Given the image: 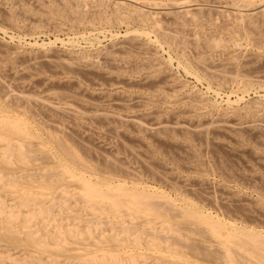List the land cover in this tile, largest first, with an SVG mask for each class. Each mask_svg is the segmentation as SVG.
<instances>
[{
  "label": "rangeland",
  "instance_id": "rangeland-1",
  "mask_svg": "<svg viewBox=\"0 0 264 264\" xmlns=\"http://www.w3.org/2000/svg\"><path fill=\"white\" fill-rule=\"evenodd\" d=\"M37 1L36 0H27V1L26 0H0V22H1L0 23V42L2 43V44L0 43V55H2V56L4 55V57H2V56L0 57V59L4 60V61H2V60L0 61V66H1L0 69L3 70V71L0 70V74H1L0 75V85H1V83H3V85H1L2 86V89H1V86H0V102H1L0 104L1 105L3 104V106L7 105L5 107L6 108L8 107L7 109L12 114H14L16 116H19L20 115L19 117H21L22 119H24L27 122V124L31 127L32 131L34 130L36 134H38L39 136H41V137H35V138L32 139L33 140L32 141V145L34 146V149L36 148V146L38 147V145H40V143H43L44 142V138L46 136L43 135V134H45L46 130H49V128H50V130H53V128H55V130L57 129V132L58 133H61V136L76 150V152L82 158V160L84 161V163L86 165H88V167H89V168H82V167L78 168V167H76V172L77 171L80 172V173H83V172L86 173L87 172L86 173L87 174L86 177H88L89 179H91L93 177L94 179L92 178L91 179L92 181L93 180L94 181H96V180L102 181L103 180V177H105L103 181H107L108 183H111L112 182V184H116L115 181L117 180V183L118 182L119 183L121 182L122 185H124L126 187H130V186L132 187L134 185H137L136 187H138V188H144L145 186H147L144 189H148V190H151V191H154L155 190L154 192L155 193L157 192L156 194H158V192H159V194H158L159 196H163V197H165L167 199H169L171 197V199H169V200L173 201V203L176 206L179 205L177 207L185 208V206H195V208L198 209L199 211H203L202 213H204L206 215H209V216H212L213 219L218 220V221L220 220L224 224L225 223L227 224V222H230L227 225H229V224L232 223L231 225H233L234 227H236L238 229L244 227L245 229L250 230V228H252L251 229L252 231H255V232L258 231L259 233L264 234V214H261L262 212L264 213V211H262L264 209V186H262V185H264V170H263L264 169L263 168L264 167V143H263L264 142V136H263L264 135V128H263V126H264L263 125L264 124V105H263L264 104V88H263L264 87V80H261V79H264V76H263L264 75L263 74L264 73V52H263L264 50L259 49V47H260L259 44L262 42V40L264 41V38H261L263 36L259 37V35H264V32L259 29L258 30L259 33H257V31L256 32H253L254 35H253V33H249V35L251 34V36H252V38L248 39L250 41H248L247 39H243L244 37H241L240 35H238L236 33L235 29L232 28L233 27L232 26L233 21L231 19L228 21L227 18H229L228 16H230V15H225V13H221L220 10H222V2L221 3L220 2H215L213 8H211L210 7L211 6V3L213 4L212 0H201V1L200 0H179V1L178 0H136L139 3L142 4V6H140L139 9H137V10L134 9V8H132V7H130V6H128V5H126V4L116 3L118 0H106V1L105 0H94V1L93 0H86V2L83 1L86 5L83 4L82 1L79 2L80 0H70V1L69 0H65V3H64V0H58V1L54 0L55 2H53V0H37ZM44 1H46V2H44ZM72 1H73V5H72ZM95 1H97V2H95ZM102 1L103 2L105 1L104 2V5H102L103 4ZM120 1H126V0H120ZM245 1H248V0H245ZM66 2H68V3H66ZM181 2H186L187 4H189L190 7H191L190 8L191 10L194 7H196L195 8V11L193 10L194 12L193 11H191V12L197 13L196 14L197 15V18H198L197 21H192V20L189 21V20H187L188 18H186V17H176L177 21L176 20H173V19L169 20V18L168 19L161 18V16H162V13L161 12L164 11L170 4H173V3L174 4H179ZM248 2L252 3L255 6L261 4V0H254V1L253 0L252 1L249 0ZM56 3H58V4H56ZM77 3H80L79 4L80 6ZM22 4H24V5H22ZM91 4L93 5V7L91 6ZM200 4H201V6H200ZM62 5H64V10L63 11H62V9L59 8V7L63 8ZM66 5H67V7H66ZM208 5L211 8V10H210V8L207 7ZM119 6H121V7H119ZM25 7H26V9H25ZM68 7H69V9H68ZM36 8H38V9H36ZM78 8H80V9H78ZM84 8H87V9H85V11H84ZM97 8H98V11H100V12H98V17H97V15H94V12L96 11ZM94 9H95V11H94ZM141 9H142V11H138V10H141ZM212 9H214V10H212ZM44 10H46V11H44ZM81 10H82V13H81ZM112 10H114V11H112ZM206 10H208V11H206ZM217 10H219V11H217ZM213 11H215L217 14L215 12H213ZM114 12H116V13H114ZM138 12H139V14H138ZM140 12H143V13L146 12L148 15L151 14V13H153V12L156 13L155 15H157L159 13L157 15V17L159 16L158 17V24H161L162 23L161 24V28H162V30L164 32H168V33L172 32L171 34L175 33V34L178 35V37H179V35H181L183 38L186 36L185 33H188L189 32L188 33V37L189 36H191V37L188 39V37L186 36L187 39H188V41H187V39L185 37L184 40H185L186 43L185 42H182V44H180L179 41H171L170 42L169 40H166L163 37L158 36L156 33H154L153 30H152V28L150 27L149 23L143 20V18H142L143 16L141 15ZM9 13H11V14H9ZM70 13H72V14H70ZM99 13L101 15H103V16H101ZM113 13L116 14V15H114ZM134 13L136 14V16H135ZM77 14H78V16H76ZM82 14H84V15H82ZM89 14H91V15H89ZM96 14H97V12H96ZM117 14L120 17L117 18ZM125 14H127V15H125ZM132 14H134L135 17ZM223 14H224L225 17L223 16ZM12 15H13V19L11 17ZM68 15H70V17H68ZM210 15H213V17L210 16ZM216 15L218 17L222 18V19L220 20L219 18H217ZM100 16L102 17L101 19H100ZM115 16H116V18H115ZM199 16H201V17L203 16V18H205V19L207 18V20H204L203 19L204 21H207V22L205 24H203L204 22H203L202 18H200ZM206 16H208V17H206ZM7 17H9V19L11 21ZM72 17H73V19H72ZM76 17H78V19ZM108 18H110V19H108ZM120 18L123 19V20L119 21ZM139 18L142 21H140ZM230 18H231V16H230ZM96 19H97V21H100L101 23L100 22H97ZM106 19L110 20V22L107 21ZM116 19H118V21ZM184 19H185V21H184ZM180 20H182V21H180ZM263 20H264V18H261V20H260V17H259V19L257 18V21H259L258 22L259 23V28H261V29H264V21ZM51 22H53V23H51ZM159 22H161V23H159ZM219 22H222V23L220 24ZM223 23L224 24L227 23V25H231V27L228 28L229 26H227L226 24L224 26ZM261 23H262L263 26L261 25ZM31 24L33 26H31ZM164 24H165V26H163ZM34 26H36V27H34ZM173 27H176L178 29L175 30V29H173ZM180 28H182V30ZM183 28L184 29H187V30H185V32H183L184 31ZM56 29H58V30H56ZM191 29H192V31H191ZM232 29L234 30L233 33L231 32V31H233ZM98 30L100 32H98ZM127 30H129V31L127 32ZM132 30L133 31L136 30V32H139L141 30L142 31H145V33L147 34V36L149 38H147L144 42L141 41V40H138V41H140V42H138V41L135 40V38H132V33H134V32H132ZM204 30H206V31H204ZM124 31L126 32V34H125ZM198 31L201 32V33H198ZM180 32H182V33L180 34ZM192 32H194V33H192ZM256 33L259 34V35L257 36ZM152 34H153V36H152ZM184 34H185V36H184ZM192 34H194V35H192ZM205 34H207V35L204 36ZM235 34H237V35L235 36ZM155 35H156V37H154ZM201 35H203V36L201 37ZM222 35H223V37H222ZM192 36H195V37L193 38ZM200 37H201V39H200ZM218 37L219 38H221V37L224 38L225 41L228 42V46L225 47V48H213V49H209V48H206L204 46V44L202 43L204 40L212 39V38H218ZM240 37H241V39H240ZM196 38H199L200 40L197 41ZM202 38L204 40H202ZM253 38L254 39H260L261 40V42L259 40H258L259 42L256 41V44L258 43L257 45L259 47L256 44H253V43H255L253 41L254 40ZM86 39H87V41H86ZM131 39H133V40H131ZM156 39H157V41H156ZM116 40H117V42H116ZM158 40H159V42H158ZM247 41L248 42H252V43H248ZM175 42H177V43H175ZM3 43H5V44H3ZM115 43H118V44L114 45ZM130 43H131V45H135V46H132L131 47ZM139 43H143V45L142 44H139ZM170 43H172V44H170ZM174 43L176 44V46H174ZM262 43H264V42H262ZM119 44H122L124 46H126V45L129 44L130 46L128 45V46L124 47L125 50L124 49L123 50L121 49L122 52L119 51V53H121V54H117L118 51L115 54L114 53L115 52V49L117 48V45H119ZM165 44L168 45V46H165ZM186 44H189V45H186ZM182 45H185L187 47L184 48ZM191 45H192V47H191ZM140 46L141 47H144V48L147 47V50H144ZM179 46H181L182 48L179 47ZM193 46H194V48H193ZM203 46H204V48H203ZM255 46H257V48ZM8 47H11V48H8ZM12 47H13V49H12ZM110 47L111 48L114 47L115 49L113 48V50H112ZM127 47L129 49L128 52H130L129 54L126 51V50H128ZM137 47H139L140 49L137 48ZM189 47H191V48H189ZM195 47H196V49H195ZM108 48H110V49H108ZM132 48H133V50L136 48L135 49L136 52L133 51V50H132L133 51L132 52L131 51ZM187 48H189V49H187ZM201 48H202V50H201ZM192 49H193V51L195 50V53L196 52L197 53L199 52L200 55L197 54V53L194 54L193 51L190 52V50H192ZM2 50H3V53H2ZM52 50H54V51H52ZM98 50H99V52H97ZM102 50L104 51L103 53H101ZM107 50H110V51H107ZM111 50H112L113 53L111 52ZM164 50H166V51H164ZM50 51H51V53H50ZM124 51L128 55L127 54H124L125 53ZM139 51H143V54H141L142 52L139 53ZM183 51H184V53H182ZM11 52H13V53L10 54ZM40 52H42V54L44 52H47L48 55L56 54V55H59L60 57L65 56L64 57L65 60H69V58H70L71 59V62H73V63H71V67H70L72 70H70V68H68L69 66H66V65L62 66V63H60L59 61H55V62H51V63L42 62L44 60L39 59L40 58ZM131 52H132V54H131ZM247 52H249V53L247 54ZM259 52H261V53H259ZM104 53H106V54H104ZM217 53H219V54H217ZM8 54H9V56H7ZM102 54H104V55H102ZM122 54H124V55H122ZM133 54H135V55H133ZM204 54H207V58H206V55H204ZM66 55L68 56L67 59H66V57H67ZM76 55L78 57H76ZM82 55H84V56H82ZM101 55L103 57L104 56H107V57H104L106 59H104ZM174 55L176 57H178V58H176ZM193 55H196L195 57L204 55V58H206V60L208 62L210 61L209 62L210 64L208 63L209 67H210V65H212L210 68L211 69H215L216 68L215 70H219V69H222L223 70V68L224 67L226 68V66H227V68H229V69L226 68V71L231 69L230 71L232 73L233 71H235V70H237V69H239V68L242 67L241 70L239 69L240 71L238 70L241 74H237V73H239L237 71H236L237 73L236 72H233V73H236V74H233L232 73L233 75H236V78H231L232 80L229 79V78H226V79H229L228 80L229 82L226 81V79L224 80V78L223 77H220V76H217L218 78L207 77L206 75L204 76L203 71H200L201 69L200 68H197L198 66L195 63V57ZM209 55H211V57ZM232 55L234 57H232ZM36 56H37V59H36ZM85 56L86 57L88 56L90 58H88V57L87 58H84ZM110 56H112V57H110ZM115 56H117V57H115ZM26 57H27L28 60L25 59ZM75 57H76V60H75ZM93 57L94 58L97 57L98 59L97 58L94 59ZM125 57H127L126 58V61H125ZM131 57H132V59H131ZM229 57H232V60H230L231 58L229 59ZM236 57L238 59H236ZM240 57H242V58H240ZM247 57L249 59L253 60V61L247 59ZM12 58H14V59H12ZM78 58L81 59L80 60L81 62L80 61H77ZM91 58H93L95 62ZM117 58H119L118 60H121L122 62L121 61H118ZM122 58H124V60ZM129 58L131 59V61H130ZM219 58H221V60ZM226 58H228V59H226ZM245 58L247 60H249L248 61L249 63L248 62H245L246 61ZM33 59H35V61ZM87 59H89L90 61L88 60V62H86ZM134 59H135V61H134ZM144 59L145 60L146 59H149V61L148 60L145 61ZM213 59H214V61H213ZM241 59H243V62H241ZM13 60L16 61L17 63L14 62ZM127 60H128V62L130 61L131 64L134 62L132 64L133 66L130 63H127L128 64L127 65L125 63V62H127ZM22 61L24 63L23 65L26 66V65H29L30 64V66H28V67L27 66L26 67L24 66L22 68V63H21ZM75 61H77V62H75ZM91 61H92V63L89 64V62H91ZM105 61L106 62L108 61V63H105ZM216 61L217 62L220 61V62L217 63ZM224 61L225 62L228 61L229 63L228 62L225 63ZM11 62L15 63L16 66L15 65H12L13 63H11ZM26 62H29V64L26 63ZM97 62L101 63L102 65H100ZM135 62L137 64H135ZM192 62H194V63H192ZM213 62H214V64H213ZM3 63L4 64L6 63V65L4 66ZM34 63H36V64H34ZM40 63L43 66H46L47 64H50V65L51 64H54V65H51V66L49 65V66H46V67L43 68V66H41ZM75 63H77V64H75ZM93 63H94V65H93ZM156 63H157V66H156ZM219 63H222V64L219 65ZM9 64L12 67L10 69H9V67H10ZM17 64H19L20 66H18ZM57 64H61V65L58 66ZM78 64H80L81 66L80 65L78 66ZM103 64H104V67H106V68L103 67ZM112 64H114V65L111 66ZM118 64L121 65L120 68L118 67ZM185 64H187V65H185ZM231 64H232V66L234 64L233 67H235L237 64H238V66L240 64L243 65V66H240V67L236 66L237 68L235 67V69H234L231 66ZM98 65H100V66H98ZM116 65H117V67H116ZM126 65L128 67H126ZM139 65H142L145 68H143L142 66H139ZM214 65H216V66L214 67ZM252 65H255V66H252ZM256 65H257V67H256ZM108 66H109V68L111 67V70L108 68ZM219 66H223V68H221V67L218 68ZM4 67H6V68H4ZM84 67L88 68L89 70H91L93 68V70L89 71L88 69H85ZM90 67H91V69H90ZM36 68L39 69V70H37ZM78 68H80V70ZM123 68H124V71H123ZM254 68H256V69H254ZM258 68H259V71L257 70ZM13 69L14 70H17V71H19V70L22 71V75H21V73L19 74V73L14 72ZM97 69H98L99 72L97 71ZM116 69H117V71H116ZM232 69H234V70H232ZM26 70H28V71L26 72ZM59 70H61V71H59ZM85 70H86V72H84ZM163 70H164V72H163ZM78 71H81L82 73L81 72L78 73ZM185 71H186V73H185ZM223 71H225V69ZM241 71H244V72H241ZM247 71H248V73H247ZM11 72L13 73V75H12ZM28 72H30V74H28ZM5 73H7V74L9 73L11 75L10 76L8 75L9 76L8 77V76H6L7 74H5ZM24 73H26V75H28V76H25ZM87 73H89V74H87ZM95 74H96V76H95ZM99 74H102V76L99 75ZM146 74H148V75H146ZM2 75H4L3 76L4 78L2 77ZM83 75H84V78H83ZM229 75H231V74H229ZM238 75H243V76L244 75H247V76H244L245 77L244 78V77L238 76ZM25 77H26V79H23ZM120 77L122 79H119ZM140 77H141V79H140ZM196 77H198V78H196ZM219 77H220L221 80L219 79ZM258 77L261 78V79H259ZM111 78H112V81H111ZM170 78H172V80ZM209 78L211 79V81H210ZM18 79H20V80H18ZM38 79H39V81H38ZM66 79H67V81H66ZM243 79L245 81L247 80V82L244 83ZM72 80H73V82L74 81L75 82L72 83ZM19 81H22V82H19ZM42 81H43V84L40 83ZM51 81H52V83H51ZM148 81L149 82L151 81L150 83L153 82L152 86L155 83V85L153 86L154 89L151 88L150 85L148 86L149 88L148 87L145 88V86L148 85L147 84ZM159 81H162V82H159ZM241 81H243V82H241ZM44 82H45V84H44ZM126 82H129V83H126ZM77 83H78V85H77ZM255 83H257V84H255ZM6 84L9 85V86H7ZM16 84H20V85L21 84L22 85L24 84V86H26V87L24 89V86L22 88V85H21V88H20L19 87L20 85H16ZM64 84H66V85L64 86ZM69 84H70V87H68ZM71 84L76 85V86L72 87ZM139 84H142L143 86L144 85L145 86L143 87V86H141ZM4 85H6V86H4ZM27 85H28V87H27ZM45 85L48 86V87H46ZM169 85H170V87H169ZM248 85H251V86H248ZM62 86H64V87L62 88ZM216 86H218V87H216ZM5 87L7 88L6 91L4 89ZM13 87H16V88H13ZM29 87H30V89H29ZM55 87L56 88H60L59 89L60 92ZM83 87H84V89H83ZM128 87H130V88H128ZM181 87H183V88H181ZM11 88L14 89L16 92L18 90L17 88H19V91L21 89V91H24L26 94L33 95V96L34 95H36V96H43L44 95L43 93H47L46 92V91H48L47 89L50 90V89L53 88L52 89V92H50L51 90L49 92L50 93H53V91H54V94H58L59 93L58 95L60 96L59 97L57 95L55 97L56 102H58V100L60 102V101H62L64 99L62 101V103L60 102L61 104H64L65 106H68L70 104L68 107L75 108V109L80 108V109H79V111L77 110V112H76L77 114H75L76 117L73 114H72L73 115L72 117H69V116H65L64 115V118L65 119L66 118H68V119L70 118L69 120L68 119L64 120V118L61 119V117H60V116L63 117V115L58 114L59 115L58 116L55 113L50 112L49 111L50 109H49V107H47V104L46 103H44V104L39 103L38 104V103H35L33 101H30V102H33V104L30 103L31 106L29 104H27V105H25V107H23L24 105H21L20 102H17V101H14L13 102L14 99L10 98L9 93L15 92V91L14 90H10V92H9V89H11ZM64 88H65V90H64ZM55 89H56V91H55ZM35 90L39 94H41V95H38L37 92L34 94ZM67 90H68L69 94L71 93L70 95H72V93H73L72 90L75 91L73 93L72 97L70 95L67 96V94H68L67 93ZM77 90L78 91H81V92H77V94H80L81 96L84 95V98L85 99H83V97H81L79 95H78L79 97L78 96H74V94L76 93ZM3 91L6 92V94L3 93ZM30 91H32L33 94ZM62 91H66V92L63 93ZM185 91L187 93H185ZM91 92H92L93 95L91 94ZM172 92H174V93H172ZM84 93H86V94H84ZM116 93H118V94H116ZM121 94H122V96H120ZM4 95H7V96H4ZM126 95H127L128 98H125ZM167 95H168V97H167ZM73 96H74V98H73ZM86 96H89V97H86ZM131 96H132V98H131ZM159 96H161V98H159ZM75 97H77V98H75ZM114 97L117 98V100ZM162 97H163V100H160V99H162ZM58 98H60V99H58ZM70 98L72 99V101L70 100ZM86 98L87 99L88 98H90V99L93 98V100H92L93 102H91V101L89 102L88 100H90V99L87 100ZM103 98H105L106 100H108V102L105 101V102H107V104H105L103 102L105 100ZM136 98H139V99H136ZM5 99H7V100H5ZM55 99L53 97V101ZM66 99H69L70 100L69 101L70 103ZM114 99H115V101L113 102ZM132 99H134V101H135L134 104L135 105L133 104V100ZM148 99L150 101H147ZM224 99H225V101H224ZM85 100H87V101H85ZM94 100H96V101H94ZM97 100L100 101L98 103H100L101 105H99L97 103ZM111 100H112V102H110ZM119 100H120V102H119ZM140 100H142V101H140ZM226 100H227V102H226ZM78 101H80V104H79ZM7 102H9V103H7ZM72 102H74V104ZM109 102L111 104L112 103L113 104L111 105ZM159 102H160V104H159ZM169 102H171V103H169ZM259 102H261V103H259ZM91 103H93V104H91ZM136 103H137V105H139L138 107L136 106ZM140 103H142L143 106L140 105ZM76 104H77V106H75ZM81 104L82 105H85V106H82ZM109 104L111 106H109ZM34 105H35V107H32ZM36 105H39V109H38L39 111L36 110V108L38 107V106L36 107ZM89 105H92V106L88 107ZM128 105H130V106H128ZM26 106H27V108H26ZM79 106H82L83 108H85V110H82V108L79 107ZM115 106H117V107H115ZM252 106H253V108H252ZM118 107H120V108H118ZM121 107L122 108L125 107V108L122 109ZM30 108H31V110L28 113V111H29ZM87 108H89V109H87ZM97 108H99L101 110V112L100 111H97L98 110ZM129 108H131V109H129ZM163 108L164 109L166 108V109L164 110ZM178 108H180V109H178ZM233 108H234V110H233ZM40 109L43 110V111H41V113H40ZM46 109H48V110H46ZM94 109H96V112H95ZM222 109H223V111H222ZM87 110H89L88 113H85ZM92 110H94V111H92ZM113 110H115V111L113 112ZM80 111H82V112H80ZM90 111H92L94 114L92 112H90ZM103 111H105V112H103ZM141 111H143V112H141ZM238 111H239V113L240 112L241 113L240 114L238 113V115H237V112ZM33 112H34V114H30V113H33ZM44 112H45V114H44ZM107 112H109V113L107 114ZM125 112H127V113H125ZM89 113H92L93 115L92 114L91 115L92 116H95V117H93L92 119L89 118V117H92V116L89 115ZM97 113H99V114L104 113V115H105V116H103L104 118H101V119H103V122H101L102 124L104 123L103 125L101 123H99L102 120H100V118L96 117ZM253 113H254V115H253ZM35 114L37 115V117H35V120H33ZM126 114H128V115H126ZM200 114H201L202 117L200 116ZM232 114H233V116H232ZM241 114H242V116H240ZM40 115H43V116H40ZM82 115L84 117H82ZM108 115L110 116V118H109ZM113 115H115V116H113ZM118 115H121V116H118ZM125 115L126 116H129V117L130 116H133L132 117L133 119L138 118L136 120H138L137 122H139V123L138 124H134L131 121H126L125 119L127 117H125ZM135 115H136V117L134 118ZM147 115H149V116H147ZM150 115H153V117H150ZM167 115H168L169 118L167 117ZM174 115H176L175 116L176 118H174ZM183 115L185 116L183 118H185L187 121L182 118ZM142 116H146V117H142ZM171 116H172V118L170 119ZM187 116H190V118L188 119ZM196 116H198V117H196ZM205 116H207L209 118H207ZM220 116H222V117H220ZM236 116H237V118H236ZM39 117L41 118V120H40ZM49 117L50 118L53 117V119H50L49 120ZM59 117H60V119H59ZM85 117H88V119H91V120H87V118H85ZM160 117H162V118L160 119ZM210 117H212V119H213L212 122L213 123H214V121H216V124L217 123L219 124V121H220L221 123L219 125L222 124V126L224 128H222L220 126V128L217 129L218 127L215 126L216 124L214 125L213 123H211V118ZM217 117H218V119H217ZM255 117H256V120L258 122L255 120ZM37 118H38V120H37L38 122L36 121ZM54 118L57 119V122L58 121H60V123L63 122L62 125L65 124L67 126H65V125H64L65 127L62 126V125L60 126V123L59 122L57 123L56 121H54V120H56ZM71 118H72V120H71ZM76 118L81 119V120H77L76 121ZM84 118L86 120H82ZM94 118H95V120H96L97 123L93 120ZM116 118H118V119L120 118V119L118 120ZM139 118H141V121L142 122H140ZM147 118L149 119V121H144L143 120V119L147 120ZM150 118H151V120H150ZM200 118H202V119L204 118V119L202 120ZM222 118L224 119L223 121H222ZM97 119H98V121H97ZM162 119H164V120H162ZM199 119L202 122L199 121ZM248 119H249V122H248ZM67 120L68 121H71L72 124L70 122L68 124ZM116 120L118 121V123H116L117 122ZM152 120H154V122H152ZM161 120H162V122L163 121L165 122V125L166 124L167 125L166 126L165 125L164 126H161V125L164 124V122L162 123ZM169 120H171L172 123ZM180 120L182 121V123L181 122H177L176 123V121H180ZM183 120H185L184 123H183ZM189 120L191 121V123H189ZM209 120H210V122H209ZM217 120H218V122H217ZM232 120H235V121L232 122ZM240 120H241V122H243V125H242L243 127L242 126H239V124L241 123ZM52 121L54 122V124H53ZM79 121H80V123H83V124H79L78 125ZM86 121H87V123H86ZM105 121H107V122H105ZM113 121H115V122L113 123ZM123 121L125 123H123ZM157 121L161 122L162 124L161 123H160L161 125L160 124L159 125L157 124L158 126H156V129L155 128L154 129H150L149 128L150 125L151 126L152 125H155L154 123H158ZM224 121H225V123H224ZM227 121L229 123H231V124L232 123L233 124L234 123L235 124L237 123L238 124L236 126L237 129L236 128L235 129L234 128L231 129L233 132L230 131V129H225L226 126L229 124ZM250 121H252V122L250 123ZM146 122H147V124H146ZM150 122H151V124H150ZM198 122H200L199 125H200V127L202 129L200 127H198L199 126V125H197ZM208 122H209V124L206 125V126H207V128L210 127L209 129H210V132L212 134L209 132V130H207L208 132L206 130H204V129H207V128L205 126H203V124H207ZM238 122H240V123H238ZM259 122H262V123H259ZM47 123H48V125H47ZM55 123H57V124H55ZM88 123H90V125ZM58 124H59V126H56ZM109 124H110V126H109ZM125 124H127V125H125ZM148 124H150V125H148ZM169 124H171V125L173 124V125L170 126ZM44 125H45V127L47 126L48 129L45 128V127H41V126H44ZM105 125L107 126V129L105 128ZM194 125L195 126L197 125V126L195 127ZM248 125H249V127H247ZM84 126H86V128H84ZM97 126H99V127H97ZM129 126H131V127H129ZM132 126H134V127L132 128ZM168 126L172 130L169 131V127ZM184 126H185V128H184ZM245 126L253 131L252 134L255 133V135L256 134L257 135L254 137V135H252L250 133L251 130L246 129ZM57 127L60 128V131L58 130ZM66 127L70 131L67 130ZM161 127L163 128V130L166 129L165 132H167V131L170 132V135H168L169 134L168 132H167V135H166V133L165 134L164 133L162 134V131L163 130L160 132V130L162 129ZM203 127H205V128H203ZM251 127H254V128H251ZM64 128L66 129V131H65ZM88 128H90V129L98 128V130L97 129L90 130ZM142 128H144V130H142ZM145 128H147V130ZM178 128H179V130H178ZM199 128L201 129V131H203V130L204 131L203 132L196 131ZM238 128L241 131H243L244 133L241 132ZM241 128H245V129L242 130ZM62 129H64V131ZM105 129H106V132H108V133L110 131L109 136L107 135L108 133H106L104 131ZM135 129H137V130H135ZM180 129H182V130H180ZM211 129L212 130L213 129L214 130L217 129V131L216 130L215 131L214 130L212 131ZM220 129H222L223 131L220 130ZM71 130H73V131H71ZM113 130H115V132H113ZM148 130H150V131H148ZM175 130H178V131H176L177 134H176ZM257 130H258V132H256ZM67 131H69V132H67ZM93 131H95L97 133H95ZM102 131H104L102 133L103 135L101 134ZM182 131H184V132H182ZM226 131H228V132L226 133ZM63 132H65L66 134L63 135ZM74 132H75V134L78 132L79 134L78 133L77 134L79 136L81 135L82 136L81 137L82 139H79L80 137H77L78 138L77 139L75 135H72L73 136L72 137L70 134H74ZM80 132H81V134H80ZM112 132H113V134L114 133L115 134L113 135ZM116 132H118V133H116ZM158 132L160 133V135H158L159 134ZM178 132H179V134H178ZM194 132L196 133V135H195ZM260 132H261V135H260ZM90 133L92 135H89ZM142 133H144V134L142 135ZM145 133L146 134L148 133V134L146 135ZM149 133H152V136ZM156 133H158V134H156ZM229 133H231V134H229ZM67 134L72 139H74V140H72ZM110 134L113 136V138H112V136ZM171 134H174V135L171 136ZM182 134H184L187 138L185 136H183ZM219 135H220V137H219ZM93 136L95 137L96 140L94 139ZM97 136H99V137H97ZM118 136H120V137H118ZM122 136H123V138H122ZM143 136H145V137H143ZM160 136H161V138H160ZM166 136H167V138H165ZM192 136L194 138H192ZM196 136L198 138H196ZM201 136H203V137H201ZM225 136H227V137H225ZM229 136H231L232 138H230ZM66 137H68V138H66ZM168 138H169V140H168ZM178 138H179V140H178ZM75 139H77L78 141L75 140ZM115 139H116V141H115ZM137 139L139 141L140 140L141 141L138 142ZM175 139L178 140V142L174 143L176 141ZM81 140L82 141L85 140V142L84 141L83 142H80ZM223 140L226 141V142H224ZM73 141H74V143H73ZM75 141H77V142H75ZM197 141H198V143H197ZM204 141H205V143H204ZM222 141L224 142V146H222L223 145V142ZM236 141L239 142V143L237 144ZM87 142L90 143V144H86ZM181 142H182V144H181ZM75 143H79V147ZM155 143L157 144V147H155L156 146ZM177 143L178 144L180 143L181 145L184 144L183 146H185V147H182L181 145L179 146ZM74 144L77 145V146H75ZM81 144H83V145L80 146ZM206 144L207 145L210 144L211 147L210 146H208V147L211 148V149L208 148L209 149L208 150L207 147H206L207 146ZM86 145H88V146H86ZM96 145H98L99 147L98 146L96 147ZM174 145H176V146H174ZM48 146H46V147H44V148H42L40 150H38V149L33 150L32 151V158H30V161L27 162V164H20V163H18L16 161H13L10 168L0 169V178H1L0 179V201H2V205L3 206H5L6 208L8 207V209L9 208L10 209H14L16 211L19 210V211H21V215H23L29 209V207H27V206L19 205V203L17 202V200L14 198V196L10 192L12 190L8 189V187L6 185H2V184L5 183V180H6L5 178L6 177H11L12 179L14 178L13 180H14V182L16 184V188L17 187L20 188V187H23V186L24 187H29L30 185H28V181H27V176L26 175L29 172L30 173H33L34 172L33 175H35V177L33 179L32 178L30 179V182H33L32 185L34 187V185H37L38 184V183H35V182L38 181L37 180V177H36L37 176L36 174H37V171L39 169H41V168L42 169L49 168V167H52L53 166V169L57 170V167H56L55 163H56V160L58 158L57 156H59V155L57 153V150L55 149L56 147H53V146H49L48 147ZM145 146H146V148H144ZM238 146H240V147L244 146V147H242L244 149L242 150V148H239ZM50 147L51 148L53 147V149H51ZM87 147L88 148H91L92 147L93 152H92V150L87 149ZM94 147H96V148L94 149ZM100 147H101V149L103 147V150H104L103 153H102L103 150L101 151L99 149ZM127 147H130V149L132 148L131 151H134V152H129L130 149H128ZM220 147H222V148H220ZM81 149H83V150H81ZM105 149L108 152L105 151ZM126 149H128V150H126ZM198 149H200V150L198 151ZM213 149H215L216 152ZM80 150L83 151L82 152L83 154L81 153ZM95 150H97L98 152L99 151H101V152H99L97 154V151H95ZM210 150L211 151L213 150V152H211ZM227 150H228V152H227ZM236 150L237 151L240 150L241 152L240 151L237 152ZM244 150H246V151H244ZM41 151H43V153L46 156V158L41 153L38 154V152H41ZM223 151H225L224 152L225 154L223 153ZM85 152H87V153L85 154ZM172 152H174V153L172 154ZM183 152L186 153V155ZM253 152H254V155H253ZM108 153H109V155H108ZM227 153H228V155H227ZM33 154L36 155V156H34ZM37 154H38V156H37ZM94 154H95V156H94ZM99 154L101 156H99V158H97ZM132 154H134V155H132ZM190 154H191V156H190ZM55 155H57V156H55ZM102 155H103V157H102ZM250 155L253 156V157H250ZM39 156H40V158H38ZM41 156L43 157L42 159H41ZM105 156H106L107 159L109 158L108 161L105 158ZM137 156H138L139 159L137 158ZM179 156H181V157H179ZM191 157L193 158V160H192ZM195 157L196 158L198 157V159H195ZM212 157H214V158H212ZM172 158H174V159H172ZM98 159H100L99 160L100 162L102 161L101 164H100L99 161H97ZM102 159H105L107 163L104 162L105 160H102ZM114 159L117 162H115ZM136 159H137V161H136ZM220 159L222 161H225V162H222ZM225 159L226 160H229L228 161L229 164L227 163V161ZM148 160H149V164H147L148 163ZM195 160L198 161V164L195 162ZM112 161H114V162H112ZM139 161H140V163H139ZM176 162H177V164H176ZM262 162H263V164H262ZM142 163H144V164H142ZM206 163H208V165ZM109 164H110V167L107 166ZM123 164H124V166H123ZM151 164L152 165H155V166H153L155 168H153ZM225 165H227V166H225ZM228 165H232V166L230 167ZM98 166H101V167L98 168ZM120 167L123 170L126 167L125 170H124V172L126 171L125 173H127V172L129 173V171H130L129 174H131L132 176L131 175H128V174L125 175V173L123 172L122 169H120ZM92 168H94L95 171ZM194 168H195V171L192 170ZM208 168H211V169H208ZM214 168H215V170H214ZM219 168L224 173H222ZM240 168H242V169H240ZM144 169H148L149 171L144 170ZM151 169H153V170H151ZM259 169H261V170H259ZM199 170L202 171V173H200ZM262 170H263V173H262ZM101 171H103V172H101ZM105 171L108 174H105L104 173ZM144 171H146V172H144ZM152 171L155 174H153ZM156 171H158V172H156ZM148 172H150V173H148ZM20 173L23 174V175H21ZM85 173H83V174H85ZM89 173L91 174L90 176H89ZM103 173L105 175H103ZM122 173H124V174H122ZM156 173L158 174L159 177L158 176L155 177ZM160 173H162V174H160ZM167 173L168 174L171 173L170 175H172V174L173 175L172 176H170V175L165 176V175H167ZM248 173H250V174H248ZM244 174H246V175H244ZM111 175H113V176H111ZM115 176H117V177H115ZM224 176H226L227 178L224 177ZM229 176H231V177H229ZM112 177H113V180H111ZM149 177H150V179H149ZM167 177H171V178H168L167 179ZM178 177L181 178V179H178ZM237 178H239V179H237ZM247 178H250L251 180L250 179H247ZM171 179H173V180H171ZM233 179H235V181ZM245 179H247V180H245ZM177 180L179 181L178 183H176ZM164 182H166L167 184H165ZM191 182L192 183L195 182L194 183L195 185L192 184ZM255 182L257 183L256 184L257 186L254 184ZM168 183H169V185H168ZM171 183H172V186H170ZM188 183H190V184H188ZM250 183L251 184L253 183V184L251 185ZM261 183H263V184H261ZM178 185L180 186V188L182 190L181 189L179 190V186ZM192 185L194 186V188L192 187ZM200 185H201L202 188L200 187ZM61 186H64L67 191L73 192V195L72 196L71 195L68 196V200L66 201L65 206H60L59 199L56 198V199L53 200L52 206L50 207V209L52 211L49 209L48 216H45V215H44V217L37 216L36 219H33V220L29 221V222H26L28 224H26L25 227L23 226L24 229H22L21 226H18L19 224L16 226L15 223H14V225L16 226V228L19 230V236H16L17 237V241H12V240H10V238L8 239L7 236H4L6 234V231H3V230L0 229V262H1V264H51V263H54V264H95V263L96 264H99L98 262H95L94 260H90L89 261V259H88L89 256H91V255L100 256L102 254H105L106 255L108 252H114V251L119 253V255L121 257L120 258L121 261H119V263L111 262L110 260H108V258L106 256L103 259V262H102L103 264L104 263L105 264H109V263H111V264H128L126 256H128L129 253L136 255V259H135L136 260V264H149V263L150 264H198V263L199 264H228L223 259V254H222V252L220 250V246L218 245V242H217L216 238L213 237L211 234H209L206 231L205 226L201 227V229L203 231L202 230H200L199 232L198 231H195V230L193 231V229H192L193 226H191L192 225L191 222H189V221H183V220L174 221L173 219H171V222L172 223L173 222H178L179 223L178 224V227L180 229L178 228V232H179V235H181V238L184 239L185 241H190L191 240L190 244L195 245V249H191V248H188L186 246H183V247L179 248L180 246H178V245L176 246L175 244H173L174 243L173 242V239L170 238L171 237V232H168L167 230L163 229L162 224L165 223V222L162 219H159V218H155L154 219V218H152V220H150L149 222H147V221L144 220V217L142 215H137V216H134L133 217V216H130L128 213H122L120 215V217H113L110 213L105 212V211H102L100 213H98L96 211H91V210H89L87 208H84L83 202H81L80 197L78 196V194L80 192V188H79L78 184H76L74 182H70V181L67 182V183H62V184L60 183V184L57 185V188L54 191H57V192L60 191ZM196 186H198V187H196ZM209 186H211V187H209ZM221 186H223V187H221ZM184 187H186V188H184ZM158 188H160V190ZM194 189H195V191H194ZM196 189H199V191L197 190V192H196ZM190 190H192V191H190ZM219 190L220 191L222 190V191L220 192ZM193 192L194 193L196 192L197 194L196 193L194 194ZM198 192H200V193H198ZM201 192H203V194ZM240 194H241V196H240ZM242 194H244V195H242ZM74 195H76L77 197L74 198ZM168 195H169V197H168ZM206 195H208V196H206ZM232 195H233V197H232ZM204 196L207 197V198L205 197L206 200L203 199ZM72 197L74 199H72ZM201 197H203V198H201ZM224 197H225V199H224ZM77 198H79V199H77ZM208 198H209V200L210 199L211 200L213 199V200L212 201H208ZM228 198H234L235 200H233V199H229L228 200ZM48 199H49L48 196H43V197L40 198V202H43L44 204H47V203H49V200ZM75 199H77V200H75ZM239 199L241 201H243V202H241ZM252 199H255V200H252ZM237 200L240 201L241 203H239ZM191 201H193V203ZM207 201H208V203H206ZM218 201H219V203H218ZM187 202H189V203H187ZM215 202H217V203H215ZM222 202H223V204H222ZM244 202H245L244 205H246V206L243 205L244 206L243 207L242 204ZM213 203H215V204H213ZM224 203H225V205H224ZM248 203L250 205H248ZM252 203H254L253 205H256V206H253ZM257 204H259L260 206L258 205L259 206L258 207ZM58 205H59V207H57ZM70 205H71V207H70ZM221 205H222V207H221ZM251 205H252V207H250ZM240 206L242 207V209L241 210L237 209V208H240ZM224 207H226V208H224ZM246 207H247V209H246ZM254 207H256V208H254ZM260 207L263 208V209H260ZM244 208H245V210H244ZM258 210L259 211H262V212L258 213L259 212ZM205 211H206V213H205ZM235 211H237V212H235ZM239 211H241V213ZM245 211H247V212H245ZM74 212H76V213H74ZM68 214H70V215L68 216ZM214 214H216V215H214ZM217 215H219V216H217ZM87 216H88L89 219L87 218ZM121 216H123V218ZM260 217H261V220L259 219ZM61 219H62V221H61ZM103 219L105 221H103ZM245 219H246V221H245ZM107 220H109V221L107 222ZM249 220H251V221L249 222ZM103 222H105L106 224H104ZM238 223H239V225H238ZM116 224H118V226ZM147 224H149V225H147ZM174 225H177V224H173V226ZM179 225H181L182 227L179 226ZM186 225H187L188 228H184L183 227V226L186 227ZM115 226H116V228H114ZM128 227H131L132 229H128ZM142 228L144 229V231H143ZM136 229H137V231H136ZM150 229L153 230L152 232L157 235L156 236V238L158 240L157 241V245L156 244L155 245H149V240H150V235L149 234L150 233L149 232H145V230L146 231L147 230L148 231H151ZM183 229H185V230H183ZM25 230L31 231V233L33 234V236L39 238L40 241H42L43 243H45V245L47 247L45 246V248H40L38 245L31 244L32 245L31 246V245L26 244L24 242L25 239H23V238H26V234H23V232H25ZM69 231H71V232H69ZM20 232H21V234H20ZM58 232H64V234H63L64 238H62L63 240L61 241L62 250H58L56 248L58 244H57V241L55 239V235H57ZM163 234L165 236H163ZM167 235L168 236L170 235V237H168ZM111 236H115L117 238V242H113V241L109 240L108 237H111ZM187 236H188V238H187ZM185 238H187L188 240L185 239ZM186 243H187V245H189L188 242H186ZM167 245H169L168 247H172V248H173V246L175 247V249H176V251L178 253V256L177 257L179 259L177 257H175V259H172L171 258L172 257L171 255H170L171 257L169 255L166 256L168 252L165 251V252H167V253H165L164 252V249H166ZM187 248H188V250H187ZM198 248H200L201 250H199ZM205 248H207V249H205ZM157 249H160L159 250L160 252ZM198 251H201V252H198ZM207 253L208 254H211V255H207ZM2 254H3L4 257L2 256ZM16 257H18V258H16ZM180 258H181V260H180ZM38 261H40L41 263H39ZM234 264H247V261L244 260V259H239V260H236V262H234ZM251 264H256V262L255 261H252Z\"/></svg>",
  "mask_w": 264,
  "mask_h": 264
},
{
  "label": "bare ground",
  "instance_id": "bare-ground-1",
  "mask_svg": "<svg viewBox=\"0 0 264 264\" xmlns=\"http://www.w3.org/2000/svg\"><path fill=\"white\" fill-rule=\"evenodd\" d=\"M27 1V0H26ZM37 1V0H36ZM56 1H58V0H56ZM70 1V0H69ZM68 1V2H69ZM86 2V0H80L79 2ZM94 1V0H93ZM106 1V0H105ZM104 1V2H105ZM179 1V0H178ZM201 1V0H200ZM249 1V0H248ZM248 1H245V0H212V2H213V4L211 3V8H213V6H214V3L215 2H222V10H220L221 11V13H225V15H230L231 16V18H230V16H228L229 18H227L228 19V21L231 19L232 21H233V23H232V28H234L235 29V31H236V33L238 34V35H240L241 37H244L243 39H250V38H252V36H251V34L249 35V33H253V32H256L257 31V33H259L258 32V30L260 29V30H262L263 32H264V29H261V28H259V21H257V18L259 19V17H260V20H261V18H264V0H261V4H259V5H257V6H255V5H253L252 3H250V2H248ZM252 1V0H251ZM254 1V0H253ZM25 2V1H24ZM38 2V1H37ZM44 2H46V1H44ZM43 2V3H44ZM53 2H55L54 0H53ZM60 2V1H59ZM68 2H66V3H68ZM83 2V4H85ZM95 2H97V1H95ZM103 2V1H102ZM104 2H103V4L102 5H104ZM147 2V1H146ZM203 2V1H202ZM201 2V3H202ZM49 3V2H48ZM64 3H65V0H64ZM92 3V2H91ZM94 3V2H93ZM108 3V2H107ZM113 3V2H112ZM116 3H122V4H126V5H128V6H130V7H132V8H134V9H139V7L140 6H142V4L141 3H139L138 1H136V0H126V1H120V0H118ZM50 4V3H49ZM56 4H58V3H56ZM70 4V3H69ZM75 4V3H74ZM78 5L80 4V3H77ZM100 4V3H99ZM111 4V3H110ZM22 5H24V4H22ZM65 5V4H64ZM64 5H62L63 6V8H61V7H59L60 9H62V11L64 10ZM72 5H73V1H72ZM86 5V4H85ZM89 5V4H88ZM162 5V4H161ZM216 5V4H215ZM34 6V5H33ZM61 6V5H60ZM69 6V5H68ZM80 6V5H79ZM84 6V5H83ZM91 6L93 7V5L91 4ZM98 6V5H97ZM117 6V5H116ZM164 6V5H163ZM200 6H201V4H200ZM199 6V7H200ZM53 7V6H52ZM66 7H67V5H66ZM72 7V6H71ZM88 7V6H87ZM91 7V8H92ZM119 7H121V6H119ZM208 8H210L209 7V5L207 6ZM34 8V7H33ZM39 8V7H38ZM38 8H36V9H38ZM74 8V7H73ZM96 8V7H95ZM191 7H190V5L189 4H187L186 2H181V3H179V4H170L164 11H162L161 13H162V16H161V18H165V19H168L169 18V20H171V19H173V20H176L177 21V19H176V17H186V18H188L187 20H189V21H197L198 20V18H197V13H193L194 11H195V8L196 7H194L192 10L190 9ZM202 8V7H201ZM207 8V9H208ZM211 8H210V10H211ZM218 8V7H217ZM25 9H26V7H25ZM47 9V8H46ZM67 9V8H66ZM68 9H69V7H68ZM78 9H80V8H78ZM85 9H87V8H84V11H85ZM117 9V8H116ZM162 9V8H161ZM200 9V8H199ZM206 9V8H205ZM59 10V9H58ZM90 10V9H89ZM101 10V9H100ZM126 10V9H125ZM153 10V9H152ZM163 10V9H162ZM194 10V11H193ZM202 10V9H201ZM212 10H214V9H212ZM44 11H46V10H44ZM48 11V10H47ZM51 11V10H50ZM79 11V10H78ZM88 11V10H87ZM94 11H95V9H94ZM106 11V10H105ZM112 11H114V10H112ZM138 11H142V9L141 10H138ZM191 11H193V12H191ZM206 11H208V10H206ZM216 11V10H215ZM215 11H213V12H215ZM217 11H219V10H217ZM12 12V11H11ZM42 12V11H41ZM40 12V13H41ZM96 12H97V14H96ZM98 12H100V11H98V8L96 9V11L94 12V15H97V17H98ZM131 12V11H130ZM156 12V11H155ZM201 12V11H200ZM44 13V12H43ZM55 13V12H54ZM81 13H82V10H81ZM114 13H116V12H114ZM113 13V14H114ZM141 13V15L143 16L142 18H143V20L144 21H146V22H148L149 23V25H150V27L152 28V30H153V32L154 33H156L158 36H161V37H163L164 39H166V40H169L170 42L171 41H179V43L180 44H182V42H185V40H184V38L187 36L188 37V33H185L186 34V36H185V34H184V38L181 36V35H179V37H178V35L177 34H175V33H173V34H171L172 32H170V33H168V32H164L163 30H162V28H161V22H159V23H161V24H158V17H157V15L159 14H157V15H155L156 13H151V14H147L146 12H140ZM206 13V12H205ZM204 13V14H205ZM216 13V12H215ZM219 13V12H218ZM9 14H11V13H9ZM53 14V13H52ZM57 14V13H56ZM63 14V13H62ZM70 14H72V13H70ZM80 14V13H79ZM100 14V13H99ZM109 14V13H108ZM135 14V13H134ZM134 14H132L133 16H134ZM138 14H139V12H138ZM217 14V13H216ZM220 14V13H219ZM23 15V14H22ZM27 15V14H26ZM82 15H84V14H82ZM89 15H91V14H89ZM101 15V14H100ZM105 15V14H104ZM114 15H116V14H114ZM125 15H127V14H125ZM199 15V14H198ZM206 15V14H205ZM5 16V15H4ZM28 16V15H27ZM31 16V15H30ZM58 16V15H57ZM66 16V15H65ZM74 16V15H73ZM76 16H78V14L76 15ZM81 16V15H80ZM86 16V15H85ZM93 16V15H92ZM101 16H103V15H101ZM100 16V19L102 18ZM111 16V15H110ZM132 16V17H133ZM135 16H136V14H135ZM134 16V17H135ZM204 16V15H203ZM203 16L201 17V16H199L200 18H202V20L204 19V20H207V18L205 19V18H203ZM210 16H212L213 17V15H210ZM217 16V15H216ZM223 16H224V14H223ZM12 17V19H13V15L11 16ZM33 17V16H32ZM68 17H70V15H68ZM75 17V16H74ZM106 17V16H105ZM113 17V16H112ZM118 17H120L118 14H117V18ZM125 17V16H124ZM138 17V16H137ZM206 17H208V16H206ZM225 17V16H224ZM227 17V16H226ZM8 19H9V17H7ZM15 18V17H14ZM30 18V17H29ZM61 18V17H60ZM77 19H78V17H76ZM89 18V17H88ZM96 18V17H95ZM115 18H116V16H115ZM130 18V17H129ZM175 18V19H174ZM185 18V19H186ZM217 18H219L220 20L222 19V18H220V17H218L217 16ZM16 19V18H15ZM14 19V20H15ZM39 19V18H38ZM72 19H73V17H72ZM71 19V20H72ZM108 19H110V18H108ZM108 19H106L107 21H109L110 22V20H108ZM132 19V18H131ZM130 19V20H131ZM180 19V18H179ZM185 19H184V21H185ZM10 20V19H9ZM24 20V19H23ZM81 20V19H80ZM114 20V19H113ZM112 20V21H113ZM117 21H118V19H116ZM121 20H123V19H121L120 18V20L119 21H121ZM139 20L140 21H142L140 18H139ZM164 20V19H163ZM203 20V24H205L207 21H204ZM212 20V19H211ZM11 21V20H10ZM30 21V20H29ZM37 21V20H36ZM46 21V20H45ZM73 21V20H72ZM79 21V20H78ZM96 21H97V19H96ZM115 21V20H114ZM175 21V22H176ZM180 21H182V20H180ZM188 21V22H189ZM264 21V20H263ZM262 21V22H263ZM39 22V21H38ZM92 22V21H91ZM97 22H100V21H97ZM105 22V21H104ZM103 22V23H104ZM136 22V21H135ZM134 22V23H135ZM173 22V21H172ZM201 22V21H200ZM209 22V21H208ZM214 22V21H213ZM216 22V21H215ZM1 23V22H0ZM10 23V22H9ZM8 23V24H9ZM35 23V22H34ZM33 23V24H34ZM48 23V22H47ZM51 23H53V22H51ZM80 23V22H79ZM101 23V22H100ZM99 23V24H100ZM147 23V24H148ZM199 23V22H198ZM220 24L222 23V22H219ZM12 24V23H11ZM38 24V23H37ZM56 24V23H55ZM105 24V23H104ZM208 24V23H207ZM224 24V23H223ZM226 25H227V23H225ZM225 24H224V26H225ZM28 25V24H27ZM98 25V24H97ZM102 25V24H101ZM121 25V24H120ZM167 25V24H166ZM171 25V24H170ZM173 25V24H172ZM177 25V24H176ZM193 25V24H192ZM195 25V24H194ZM261 25H262V23H261ZM31 26H33L32 24H31ZM30 26V27H31ZM40 26V25H39ZM44 26V25H43ZM126 26V25H125ZM163 26H165V24L163 25ZM190 26V25H189ZM221 26V25H220ZM227 26H229L228 28H230L231 27V25H227ZM226 26V27H227ZM263 26V25H262ZM29 27V26H28ZM34 27H36V26H34ZM98 27V26H97ZM168 27V26H167ZM166 27V28H167ZM183 27V26H182ZM225 27V28H226ZM32 28V27H31ZM105 28V27H104ZM138 28V27H137ZM141 28V27H140ZM187 28V27H186ZM197 28V27H196ZM195 28V29H196ZM223 28V27H222ZM60 29V28H59ZM109 29V28H108ZM173 29H178V28H176V27H173ZM181 30H182V28H180ZM211 29V28H210ZM32 30V29H31ZM56 30H58V29H56ZM126 30V29H125ZM148 30V29H147ZM167 30V29H166ZM165 30V31H166ZM169 30V29H168ZM171 30V29H170ZM183 32H185V30H187V29H184L183 28ZM226 30V29H225ZM233 30V29H232ZM49 31V30H48ZM129 30H127V32H128ZM131 31V30H130ZM189 31V30H188ZM191 31H192V29H191ZM197 31V30H196ZM204 31H206V30H204ZM231 31V30H230ZM248 31V32H247ZM92 32V31H91ZM98 32H100L99 30H98ZM125 32V31H124ZM132 32H134V33H132V38H135V40L136 41H138V40H141V41H145L147 38H149L148 36H147V34L145 33V31H139V32H136V30L135 31H133L132 30ZM174 32V31H173ZM195 32V31H194ZM194 32H192V33H194ZM214 32V31H213ZM232 33L234 32V30L233 31H231ZM178 33V32H177ZM182 32H180V34H181ZM196 33V32H195ZM198 33H201V32H199L198 31ZM209 33V32H208ZM220 33V32H219ZM256 33V34H257ZM262 33V32H261ZM125 34H126V32H125ZM150 34V33H149ZM179 34V33H178ZM237 34H235V36L237 35ZM111 35V34H110ZM114 35V34H113ZM192 35H194V34H192ZM199 35V34H198ZM207 34H205L204 36H206ZM212 35V34H211ZM253 35H254V33H253ZM259 34H257V36H258ZM68 36V35H67ZM86 36V35H85ZM115 36V35H114ZM127 36V35H126ZM130 36V35H129ZM152 36H153V34H152ZM203 35H201V37H202ZM213 36V35H212ZM261 36H263V37H261ZM82 37V36H81ZM96 37V36H95ZM102 37V36H101ZM111 37V36H110ZM128 37V36H127ZM154 37H156V35L154 36ZM187 37H186V39H187ZM191 36H189L188 37V39L190 38ZM193 38L195 37V36H192ZM198 37V36H197ZM201 37H200V39H201ZM222 37H223V35H222ZM221 37V38H222ZM238 37V36H237ZM241 37H240V39H241ZM259 37H261V38H264V35H259ZM76 38V37H75ZM94 38V37H93ZM145 38V39H144ZM153 38V37H152ZM192 38V39H193ZM208 38V37H207ZM211 38V37H210ZM212 38V39H207V40H204L203 38H202V40H204L202 43L204 44V46L206 47V48H209V49H213V48H225V47H227L228 46V42H226L225 41V39L224 38ZM226 38V37H225ZM10 39V38H9ZM99 39V38H98ZM97 39V40H98ZM127 39V38H126ZM188 39H187V41H188ZM199 38H196V40L197 41H199L200 40ZM224 39V40H223ZM254 39V38H253ZM56 40V39H55ZM70 40V39H69ZM95 40V39H94ZM118 40V39H117ZM117 40H116V42H117ZM124 40V39H123ZM122 40V41H123ZM131 40H133V39H131ZM134 40V41H135ZM162 40V39H161ZM229 40V39H228ZM227 40V41H228ZM252 40V39H251ZM260 41L261 42V40L260 39H254L253 41L255 42V43H253V44H256V41ZM86 41H87V39H86ZM121 41V42H122ZM151 41V40H150ZM156 41H157V39H156ZM164 41V40H163ZM193 41V40H192ZM191 41V42H192ZM195 41V40H194ZM248 41H250V40H248ZM247 41V42H248ZM258 41V42H259ZM28 42V41H27ZM41 42V41H40ZM73 42V41H72ZM71 42V43H72ZM120 42V41H119ZM138 42H140V41H138ZM158 42H159V40H158ZM190 42V43H191ZM246 42V41H245ZM262 42H264L263 40H262ZM260 43L259 44V49H262V50H264V43ZM1 43V42H0ZM175 43H177V42H175ZM174 43V46H176V44ZM186 43V42H185ZM188 43V42H187ZM195 43V42H194ZM197 43V42H196ZM248 43H252V42H248ZM2 44V43H1ZM3 44H5V43H3ZM12 44V43H11ZM116 44H118V43H115L114 45H116ZM126 44V43H125ZM139 44H142L143 45V43H139ZM169 44V43H168ZM170 44H172V43H170ZM184 44V43H183ZM244 44V43H243ZM9 45V44H8ZM76 45V44H75ZM113 45V44H112ZM129 45V44H128ZM128 45H126V46H128ZM130 45H131V43H130ZM129 45V46H130ZM146 45V44H145ZM186 45H189V44H186ZM201 45V44H200ZM236 45V44H235ZM2 46V45H1ZM7 46V45H6ZM126 46H124V45H122V44H119V45H117V50L115 49V54H116V52L118 51V53L117 54H121V53H119V51L120 52H122L121 51V49L123 50L124 49V47H126ZM132 46H135V45H131V47ZM165 46H168V45H166L165 44ZM184 48L185 47H187V46H185V45H182ZM204 46H203V48H204ZM237 46V45H236ZM241 46V45H240ZM257 46H255L256 48H257ZM45 47V46H44ZM141 47V46H140ZM151 47V46H150ZM179 47H181V46H179ZM191 47H192V45H191ZM191 47H189V48H191ZM202 47V46H201ZM8 48H11V47H8ZM16 48V47H15ZM50 48V47H49ZM97 48V47H96ZM111 48V47H110ZM110 48H108V49H110ZM113 48H111L112 50H113ZM137 48H139V47H137ZM141 48H143L144 50H147V47H141ZM149 48V47H148ZM152 48V47H151ZM182 48V47H181ZM189 48H187V49H189ZM193 48H194V46H193ZM12 49H13V47H12ZM127 49H128V47H127ZM136 49V48H135ZM135 49L133 50V48L131 49V51L133 50V51H135ZM140 49V48H139ZM172 49V48H171ZM195 49H196V47H195ZM65 50V49H64ZM104 50V49H103ZM102 50V52L101 53H103L104 51ZM112 50H111V52H112ZM125 50V49H124ZM142 50V49H141ZM152 50V49H151ZM150 50V51H151ZM161 50V49H160ZM201 50H202V48H201ZM200 50V51H201ZM261 50V51H262ZM52 51H54V50H52ZM73 51V50H72ZM71 51V52H72ZM107 51H110V50H107ZM127 52L129 51V49L128 50H126ZM132 51V52H133ZM149 51V52H150ZM164 51H166V50H164ZM182 51V50H181ZM185 51V50H184ZM184 51L182 52V53H184ZM191 51H193V49L192 50H190V52ZM224 51V50H223ZM222 51V52H223ZM248 51V50H247ZM38 52V51H37ZM70 52V51H69ZM96 52V51H95ZM94 52V53H95ZM97 52H99V50L97 51ZM110 52V53H111ZM125 52V51H124ZM132 52H131V54H132ZM136 52V51H135ZM140 52H142L141 54H143V51H139V53ZM155 52V51H154ZM177 52V51H176ZM186 52V51H185ZM189 52V53H190ZM207 52V51H206ZM232 52V51H231ZM235 52V51H234ZM250 52V51H249ZM249 52H247V54L249 53ZM264 52V51H263ZM2 53H3V50H2ZM13 52H11L10 54H12ZM45 53V54H44ZM43 54H42V52H40V58L39 59H41V60H44V61H42V62H48V63H51V62H55V61H59L60 63H62V66H64V65H66V66H69L68 68H70L71 67V63H73V62H71V59L69 58V60H65L64 59V57L65 56H63V57H60L59 55H56V54H52V55H48V53L47 52H44ZM50 53H51V51H50ZM49 53V54H50ZM60 53V52H59ZM58 53V54H59ZM83 53V52H82ZM86 53V52H85ZM107 53V52H106ZM106 53H104V54H106ZM113 53V52H112ZM111 53V54H112ZM130 52H128V54H129ZM138 53V52H137ZM147 53V52H146ZM153 53V52H152ZM167 53V52H166ZM180 53V52H179ZM193 53L194 54H196L195 53V50L193 51ZM204 53V52H203ZM211 53V52H210ZM220 53V52H219ZM219 53H217V54H219ZM230 53V52H229ZM256 53V52H255ZM254 53V54H255ZM259 53H261V52H259ZM18 54V53H17ZM36 54V53H35ZM42 54V55H41ZM47 54V55H46ZM64 54V53H63ZM67 54V53H66ZM104 54H102V55H104ZM124 54H127L126 52L124 53ZM124 54H122V55H124ZM127 54V55H128ZM158 54V53H157ZM169 54V53H168ZM186 54V53H185ZM191 54V53H190ZM197 54H199V52L197 53ZM202 54V53H201ZM215 54V53H214ZM21 55V54H20ZM25 55V54H24ZM81 55V54H80ZM99 55V54H98ZM101 55V56H102ZM110 55V54H109ZM133 55H135V54H133ZM150 55V54H149ZM181 55V54H180ZM192 55V54H191ZM190 55V56H191ZM200 55V54H199ZM204 55H206V58H207V54H204ZM204 55H202V56H197V57H195L196 55H193L194 57H195V63H196V65L198 66L197 68H200L201 70L200 71H203V73H204V76L206 75L207 77H214V78H218L217 76H220V77H223L224 78V80L226 79V78H229V79H231V78H236V75H233V74H236L237 72H239L240 70H241V68H239V69H237V70H235V71H233V72H236V73H231V69L230 70H227L226 71V68H227V66H226V68L224 67L223 68V66H219L218 68H223V70L225 69V71H223L222 69H219V70H215V69H211L210 67L212 66V65H210V67H209V65H208V63L210 62H208L207 60H206V58H204ZM235 55V54H234ZM2 55H0V57H1ZM6 56V55H5ZM7 56H9V54L7 55ZM26 56V55H25ZM67 56V55H66ZM82 56H84V55H82ZM113 56V55H112ZM112 56H110V57H112ZM158 56V55H157ZM170 56V55H169ZM175 56V55H174ZM210 57H211V55H209ZM2 57H4V55L2 56ZM15 57V56H14ZM39 57V56H38ZM76 57H78L77 55H76ZM76 57H75V60H76ZM81 57V56H80ZM79 57V58H80ZM88 57V56H87ZM86 56L84 57V58H87ZM92 57V56H91ZM103 57V56H102ZM104 57H107V56H104ZM103 57V58H104ZM115 57H117V56H115ZM159 57V56H158ZM176 57V56H175ZM192 57V56H191ZM232 57H234L233 55H232ZM232 57H229V59L230 60H232ZM253 57V56H252ZM9 58V57H8ZM68 58V56L66 57V59ZM78 58V60L77 61H80L81 59H79ZM88 58H90V57H88ZM94 58V57H93ZM93 58H91L93 61H94V59L95 58H97V57H95L94 59ZM101 58V57H100ZM126 58L127 57H125V61H126ZM138 58V57H137ZM136 58V59H137ZM149 58V57H148ZM176 58H178V57H176ZM189 58V57H188ZM225 58V57H224ZM240 58H242V57H240ZM254 58V57H253ZM262 58V57H261ZM4 59V58H3ZM7 59V58H6ZM12 59H14V58H12ZM26 60H28L27 59V57L25 58ZM36 59H37V56H36ZM38 59V60H39ZM73 59V58H72ZM98 59V58H97ZM104 59H106V58H104ZM110 59V58H109ZM108 59V60H109ZM119 58H117V60H118ZM123 60H124V58H122ZM130 59V58H129ZM131 59H132V57H131ZM131 59H130V61H131ZM140 59V58H139ZM161 59V58H160ZM166 59V58H165ZM173 59V58H172ZM193 59V58H192ZM220 60H221V58H219ZM226 59H228V58H226ZM236 59H238L237 57H236ZM246 59V58H245ZM247 59H249L248 57H247ZM246 59V61L245 62H248L249 60H251V59H249V60H247ZM2 59H0V61H1ZM16 60V59H15ZM30 60V59H29ZM32 60V59H31ZM34 61H35V59H33ZM88 60L89 59H87V61L86 62H88ZM112 60V59H111ZM110 60V61H111ZM145 60V59H144ZM146 60H148L149 61V59H146ZM145 60V61H146ZM210 60V59H209ZM225 60V59H224ZM229 60V61H230ZM2 61H4V60H2ZM14 61V60H13ZM21 61V60H20ZM19 61V62H20ZM37 61V60H36ZM77 61H75V62H77ZM90 61V60H89ZM98 61V60H97ZM100 61V60H99ZM102 61V60H101ZM109 61V62H110ZM113 61V60H112ZM111 61V62H112ZM118 61H121V60H118ZM130 61L128 62V60H127V62H125L126 64L127 63H130ZM134 61H135V59H134ZM138 61V60H137ZM213 61H214V59H213ZM223 61V60H222ZM240 61V60H239ZM251 61H253V60H251ZM8 62V61H7ZM6 62V63H7ZM14 62H16V61H14ZM31 62V61H30ZM39 62V61H38ZM81 62V61H80ZM84 62V61H83ZM95 62V61H94ZM110 62V63H111ZM116 62V61H115ZM122 62V61H121ZM133 62V61H132ZM157 62V61H156ZM177 62V61H176ZM184 62V61H183ZM189 62V61H188ZM217 62V61H216ZM218 62H220V61H218ZM217 62V63H218ZM225 62V61H224ZM228 62V61H227ZM227 62H225V63H227ZM233 62V61H232ZM235 62V61H234ZM241 62H243V59H241ZM6 63L4 64V66L6 65ZM11 63H13V62H11ZM17 63V62H16ZM22 63V68L25 66V65H23L24 63H23V61L21 62ZM26 63H28L29 64V62H26ZM33 63V62H32ZM90 63H92V61L91 62H89V64ZM97 63H99V62H97ZM103 63V62H102ZM105 63H108V61L106 62L105 61ZM109 63V64H110ZM117 63V62H116ZM124 63V64H125ZM134 63V62H133ZM132 63V64H133ZM186 63V62H185ZM192 63H194V62H192ZM224 63V64H225ZM229 63V62H228ZM249 63V62H248ZM260 63V62H259ZM34 64H36V63H34ZM33 64V65H34ZM38 64V63H37ZM44 64V63H43ZM75 64H77V63H75ZM87 64V63H86ZM88 64V65H89ZM100 65H102L101 63H99ZM131 64V63H130ZM129 64V65H130ZM131 64V65H132ZM135 64H137L136 62H135ZM168 64V63H167ZM210 64V63H209ZM212 64V63H211ZM213 64H214V62H213ZM220 64H222V63H219V65ZM253 64V63H252ZM12 65H15V63H13ZM18 66H20L19 64H17ZM32 65V66H33ZM40 65L41 66H43L41 63H40ZM45 65V64H44ZM50 64H47L46 66H49ZM51 65H54V64H51ZM50 65V66H51ZM58 66L59 65H61V64H57ZM80 64H78V66H79ZM93 65H94V63H93ZM100 65H98V66H100ZM107 65V64H106ZM114 64H112L111 66H113ZM128 65V64H127ZM126 65V67H128ZM150 65V64H149ZM154 65V64H153ZM185 65H187V64H185ZM9 66H10V64H9ZM8 66V67H9ZM16 66V65H15ZM17 66V67H18ZM27 67L28 66H30V64L29 65H26ZM25 66V67H26ZM37 66V65H36ZM39 66V65H38ZM46 66H43V68L44 67H46ZM65 66V67H66ZM81 66V65H80ZM110 66V65H109ZM109 66H108V68H109ZM124 66V65H123ZM133 66V65H132ZM139 66H142V65H139ZM155 66V65H154ZM156 66H157V63H156ZM180 66V65H179ZM216 65H214V67H215ZM231 66H232V64H231ZM233 66H234V64H233ZM232 66V67H233ZM236 66H238V64L236 65ZM235 66V67H236ZM240 66H243V65H239L238 67H240ZM252 66H255V65H252ZM259 66V65H258ZM261 66V65H260ZM7 67V66H6ZM6 67H4V68H6ZM55 67V66H54ZM83 67V66H82ZM102 67V66H101ZM103 67H104V64H103ZM116 67H117V65H116ZM115 67V68H116ZM118 67L120 68L121 67V65H119L118 64ZM130 67V66H129ZM143 67V66H142ZM176 67V66H175ZM181 67V66H180ZM229 67V66H228ZM235 67H233L234 69H235ZM248 67V66H247ZM250 67V66H249ZM256 67H257V65H256ZM0 68H1V66H0ZM10 68H12L11 66L9 67V69ZM16 68V67H15ZM31 68V67H30ZM34 68V67H33ZM41 68V67H40ZM58 68V67H57ZM56 68V69H57ZM67 68V67H66ZM67 68V69H68ZM75 68V67H74ZM73 68V69H74ZM85 69H88V68H86V67H84ZM104 68H106V67H104ZM141 68V67H140ZM143 68H145V67H143ZM148 68V67H147ZM153 68V67H152ZM184 68V67H183ZM237 68V67H236ZM251 68V67H250ZM253 68V67H252ZM25 69V68H24ZM28 69V68H27ZM37 69V68H36ZM51 69V68H50ZM65 69V68H64ZM79 70H80V68H78ZM82 69V68H81ZM90 69H91V67H90ZM96 69V68H95ZM110 70H111V67L109 68ZM128 69V68H127ZM227 69H229V68H227ZM234 69H232V70H234ZM244 69V68H243ZM254 69H256V68H254ZM1 70V69H0ZM6 70V69H5ZM14 70V69H13ZM19 70V69H18ZM22 70V69H21ZM33 70V69H32ZM37 70H39V69H37ZM42 70V69H41ZM40 70V71H41ZM45 70V69H44ZM43 70V71H44ZM70 70H72L71 68H70ZM89 70V69H88ZM91 70H93V68L91 69ZM91 70H89V71H91ZM183 70V69H182ZM239 70V71H238ZM249 70V69H248ZM251 70V69H250ZM258 71H259V68L257 69ZM1 71H3V70H1ZM25 71V70H24ZM28 70H26V72H27ZM42 71V72H43ZM56 71V70H55ZM59 71H61V70H59ZM67 71V70H66ZM74 71V70H73ZM82 71V70H81ZM81 71H78V73H80ZM95 71V70H94ZM97 71H98V69H97ZM104 71V70H103ZM116 71H117V69H116ZM119 71V70H118ZM123 71H124V68H123ZM157 71V70H156ZM245 71V70H244ZM244 71H241V72H244ZM14 72H16V73H21V75H22V71H17V70H14ZM35 72V71H34ZM69 72V71H68ZM84 72H86V70L84 71ZM99 72V71H98ZM127 72V71H126ZM163 72H164V70H163ZM246 72V71H245ZM12 73V72H11ZM64 73V72H63ZM77 73V74H78ZM82 73V72H81ZM112 73V72H111ZM134 73V72H133ZM157 73V72H156ZM159 73V72H158ZM185 73H186V71H185ZM231 74V75H229V74ZM247 73H248V71H247ZM5 74H7V73H5ZM28 74H30V72H28ZM32 74V73H31ZM87 74H89V73H87ZM86 74V75H87ZM113 74V73H112ZM166 74V73H165ZM171 74V73H170ZM196 74V73H195ZM237 74H241L240 72L239 73H237ZM244 74V73H243ZM257 74V73H256ZM264 74V73H263ZM1 75V74H0ZM10 76L11 74H7L6 76ZM12 75H13V73H12ZM17 75V74H16ZM15 75V76H16ZM24 75L25 76H28V75H26V73H24ZM79 75V74H78ZM85 75V74H84ZM84 75H83V78H84ZM99 75H101L102 76V74H99ZM98 75V76H99ZM146 75H148V74H146ZM145 75V76H146ZM173 75V74H172ZM171 75V76H172ZM186 75V74H185ZM193 75V74H192ZM191 75V76H192ZM233 75V76H232ZM260 75V74H259ZM4 75H2V77H3ZM8 76V77H9ZM19 76V75H18ZM17 76V77H18ZM90 76V75H89ZM95 76H96V74H95ZM105 76V75H104ZM112 76V75H111ZM116 76V75H115ZM143 76V75H142ZM154 76V75H153ZM152 76V77H153ZM238 76H242V77H244V76H247V75H238ZM237 76V77H238ZM256 76V75H255ZM264 76V75H263ZM21 77V76H20ZM23 77V76H22ZM81 77V76H80ZM100 77V76H99ZM118 77V76H117ZM116 77V78H117ZM175 77V76H174ZM220 77H219V79H220ZM260 77V76H259ZM258 77V78H259ZM262 77V76H261ZM4 78V77H3ZM7 78V77H6ZM127 78V77H126ZM134 78V77H133ZM139 78V77H138ZM154 78V77H153ZM152 78V79H153ZM159 78V77H158ZM196 78H198V77H196ZM245 78V77H244ZM249 78V77H248ZM252 78V77H251ZM256 78V77H255ZM263 78V77H262ZM13 79V78H12ZM16 79V78H15ZM21 79V78H20ZM20 79H18V80H20ZM23 79H26V77L25 78H23ZM34 79V78H33ZM46 79V78H45ZM51 79V78H50ZM65 79V78H64ZM119 79H122L121 77L119 78ZM140 79H141V77H140ZM165 79V78H164ZM163 79V80H164ZM171 80H172V78H170ZM174 79V78H173ZM210 79V78H209ZM218 79V80H219ZM229 79H226V81H228ZM239 79V78H238ZM259 79H261V78H259ZM2 80V79H1ZM32 80V79H31ZM36 80V79H35ZM89 80V79H88ZM91 80V79H90ZM102 80V79H101ZM131 80V79H130ZM150 80V79H149ZM177 80V79H176ZM196 80V79H195ZM204 80V79H203ZM202 80V81H203ZM221 80V79H220ZM223 80V79H222ZM223 80V81H224ZM232 80V79H231ZM258 80V79H257ZM261 80H264V79H261ZM4 81V80H3ZM38 81H39V79H38ZM41 81V80H40ZM57 81V80H56ZM66 81H67V79H66ZM85 81V80H84ZM111 81H112V78H111ZM124 81V80H123ZM143 81V80H142ZM156 81V80H155ZM154 81V82H155ZM166 81V80H165ZM169 81V80H168ZM174 81V80H173ZM210 81H211V79H210ZM238 81V80H237ZM243 81H244V83L245 82H247V80L245 81L244 79H243ZM243 81H241V82H243ZM250 81V80H249ZM260 81V80H259ZM15 82V81H14ZM19 82H22V81H19ZM75 82V81H74ZM73 82V80H72V83H74ZM88 82V81H87ZM114 82V81H113ZM141 82V81H140ZM145 82V81H144ZM147 82V81H146ZM151 82V81H150ZM149 81H148V85L147 86H145V88L146 87H148L149 85L151 86V88H153V86L155 85V83H154V85L152 86V84H153V82L152 83H150ZM159 82H162V81H159ZM180 82V81H179ZM182 82V81H181ZM218 82V81H217ZM225 82V81H224ZM229 82V81H228ZM6 83V82H5ZM16 83V82H15ZM14 83V84H15ZM18 83V82H17ZM24 83V82H23ZM27 83V82H26ZM41 84H43V81L42 82H40ZM48 83V82H47ZM50 83V82H49ZM51 83H52V81H51ZM55 83V82H54ZM126 83H129V82H126ZM137 83V82H136ZM150 83V84H149ZM206 83V82H205ZM8 84V83H7ZM6 84V85H7ZM13 84V85H14ZM25 84V83H24ZM24 84L22 85V88H23V86H24ZM44 84H45V82H44ZM93 84V83H92ZM144 84V83H143ZM177 84V83H176ZM231 84V83H230ZM234 84V83H233ZM255 84H257V83H255ZM1 85H3V83H1ZM0 85V86H1ZM6 85H4V86H6ZM11 85V84H10ZM16 85H20V84H16ZM21 85L19 86L20 88H21ZM61 85V84H60ZM59 85V86H60ZM66 84H64V86H65ZM77 85H78V83H77ZM97 85V84H96ZM109 85V84H108ZM134 85V84H133ZM139 85H141V86H143L142 84H139ZM165 85V84H164ZM167 85V84H166ZM180 85V84H179ZM209 85V84H208ZM213 85V84H212ZM7 86H9V85H7ZM31 86V85H30ZM39 86V85H38ZM37 86V87H38ZM46 86V85H45ZM58 86V87H59ZM64 86H62V88L64 87ZM71 86L72 87H74V86H76V85H73V84H71ZM132 86V85H131ZM143 86V87H144ZM168 86V85H167ZM215 86V85H214ZM244 86V85H243ZM246 86V85H245ZM248 86H251V85H248ZM18 87V86H17ZM25 87L26 86H24V89H25ZM27 87H28V85H27ZM46 87H48V86H46ZM68 87H70V84H69V86ZM67 87V88H68ZM169 87H170V85H169ZM178 87V86H177ZM207 87V86H206ZM216 87H218V86H216ZM13 88H16V87H13ZM56 88V87H55ZM61 88V89H62ZM66 88V89H67ZM128 88H130V87H128ZM149 88V87H148ZM147 88V89H148ZM181 88H183V87H181ZM180 88V89H181ZM260 88V87H259ZM264 88V87H263ZM1 89H2V86H1ZM5 89V91H6V87L4 88ZM3 89V90H4ZM18 90H17V92L14 90V89H9V92H10V90H14L15 92H11V93H9V96H10V98H12V99H14L13 100V102L14 101H17V102H20L21 103V105H24L23 107H25V105H27V104H29L30 106H31V104L30 103H32L33 104V102H35V103H41V104H44V103H46L47 104V107H49V111L50 112H53V113H55L56 115H58V114H61V115H63V117L62 116H60L61 117V119H63L64 118V115L65 116H69V117H72L73 115L75 116V114H77L76 112H77V110L79 111V109L80 108H78V109H75V108H70V107H68V106H65L64 104H61L62 103V101L64 100H62V101H60L59 102V100H58V102L60 103H58V102H56V99H55V97L59 94H54V91H53V93H50V92H52V89H47L48 91H46L47 93H43L44 95L43 96H36V95H29V94H26L24 91H21V89H20V91H19V88H17ZM29 89H30V87H29ZM28 89V90H29ZM35 89V88H34ZM33 89V90H34ZM39 89V88H38ZM46 89V88H45ZM44 89V90H45ZM56 89H60V88H56ZM56 89H55V91H56ZM74 89V88H73ZM83 89H84V87H83ZM146 89V90H147ZM154 89V88H153ZM160 89V88H159ZM169 89V88H168ZM173 89V88H172ZM177 89V88H176ZM261 89V88H260ZM27 90V89H26ZM43 90V91H44ZM57 90V91H58ZM64 90H65V88H64ZM69 90V89H68ZM68 90H67V96L68 95H70L69 94V92H68ZM79 90V89H78ZM76 91V95L74 94V96H81L80 94H77V92H81V91ZM88 90V89H87ZM149 90V89H148ZM151 90V89H150ZM19 91V92H18ZM39 91V90H38ZM50 91V92H49ZM70 91V90H69ZM168 91V90H167ZM214 91V90H213ZM30 92H32V91H30ZM37 91L35 90V92H34V94L36 93ZM49 92V93H48ZM59 92H60V90H59ZM63 93L64 92H66V91H62ZM72 92L74 93L75 91H73L72 90ZM88 92V91H87ZM183 92V91H182ZM3 93H5L6 94V92H4L3 91ZM2 93V94H3ZM38 93V92H37ZM73 93H72V95H73ZM83 93V92H82ZM81 93V94H82ZM97 93V92H96ZM130 93V92H129ZM139 93V92H138ZM172 93H174V92H172ZM184 93V92H183ZM185 93H187L186 91H185ZM229 93V92H228ZM8 94V93H7ZM32 94H33V92H32ZM84 94H86V93H84ZM91 94H92V92H91ZM101 94V93H100ZM116 94H118V93H116ZM134 94V93H133ZM150 94V93H149ZM231 94V93H230ZM259 94V93H258ZM38 95H41V94H39L38 93ZM65 95V94H64ZM72 95H70L71 97H72ZM93 95V94H92ZM91 95V96H92ZM95 95V94H94ZM99 95V94H98ZM105 95V94H104ZM124 95V94H123ZM137 95V94H136ZM165 95V94H164ZM163 95V96H164ZM182 95V94H181ZM201 95V94H200ZM241 95V94H240ZM4 96H7V95H4ZM59 96V95H58ZM74 96H73V98H74ZM78 96V97H79ZM96 96V95H95ZM111 96V95H110ZM120 96H122V94L120 95ZM129 96V95H128ZM135 96V95H134ZM133 96V97H134ZM144 96V95H143ZM178 96V95H177ZM188 96V95H187ZM3 97V96H2ZM53 97H54V101H53ZM60 97V96H59ZM64 97V96H63ZM81 97H83V99H85L84 98V95L83 96H81ZM86 97H89V96H86ZM124 97V96H123ZM138 97V96H137ZM167 97H168V95H167ZM237 97V96H236ZM6 98V97H5ZM8 98V97H7ZM75 98H77V97H75ZM91 98V97H90ZM90 98H88V99H90ZM95 98V97H94ZM115 98V97H114ZM122 98V97H121ZM125 98H128L127 97V95H126V97ZM131 98H132V96H131ZM130 98V99H131ZM140 98V97H139ZM139 98H136V99H139ZM148 98V97H147ZM154 98V97H153ZM156 98V97H155ZM159 98H161V96H159ZM175 98V97H174ZM182 98V97H181ZM191 98V97H190ZM197 98V97H196ZM58 99H60V98H58ZM82 99V100H83ZM87 99V98H86ZM87 99V100H88ZM103 99H105V98H103ZM116 100H117V98H115ZM115 99L113 100V102L115 101ZM135 99V100H136ZM141 99V98H140ZM143 99V98H142ZM146 99V98H145ZM150 99V98H149ZM147 100V101H150V100ZM183 99V98H182ZM187 99V98H186ZM192 99V98H191ZM228 99V98H227ZM5 100H7V99H5ZM66 100H68V102L71 100L72 101V99L70 98V100L69 99H66ZM80 100V99H79ZM87 100H85V101H87ZM93 100V98L92 99H90V100H88L89 102L91 101V102H93L92 101ZM99 100V99H98ZM97 100V103L98 102H100V101H98ZM124 100V99H123ZM122 100V101H123ZM133 100V104L135 103V101H134V99H132ZM160 100H163V97H162V99H160ZM177 100V99H176ZM181 100V99H180ZM179 100V101H180ZM185 100V99H184ZM206 100V99H205ZM257 100V99H256ZM259 100V99H258ZM30 101H33V102H30ZM94 101H96V100H94ZM103 101V100H102ZM105 101H107L108 102V100H104L103 102L105 103V104H107V102H105ZM121 101V102H122ZM129 101V100H128ZM140 101H142V100H140ZM155 101V100H154ZM175 101V100H174ZM178 101V100H177ZM192 101V100H191ZM224 101H225V99H224ZM231 101V100H230ZM237 101V100H236ZM12 102V103H13ZM66 102V101H65ZM64 102V103H65ZM79 102V104H80V101H78ZM84 102V101H83ZM102 102V103H103ZM110 102H112V100L110 101ZM109 102V103H110ZM119 102H120V100H119ZM157 102V101H156ZM195 102V101H194ZM198 102V101H197ZM202 102V101H201ZM208 102V101H207ZM226 102H227V100H226ZM229 102V101H228ZM248 102V101H247ZM250 102V101H249ZM1 103V102H0ZM7 103H9V102H7ZM70 103V102H69ZM73 104H74V102H72ZM103 103V104H104ZM145 103V102H144ZM148 103V102H147ZM169 103H171V102H169ZM175 103V102H174ZM203 103V102H202ZM235 103V102H234ZM259 103H261V102H259ZM11 104V103H10ZM17 104V103H16ZM66 104V103H65ZM78 104V105H79ZM85 104V103H84ZM91 104H93V103H91ZM99 105H101L100 103H98ZM104 104V105H105ZM111 104V103H110ZM109 104V106H111ZM122 104V103H121ZM130 104V103H129ZM132 104V103H131ZM139 104V103H138ZM159 104H160V102H159ZM162 104V103H161ZM197 104V103H196ZM240 104V103H239ZM252 104V103H251ZM19 105V104H18ZM82 105V104H81ZM86 105V104H85ZM85 105H82V106H85ZM123 105V104H122ZM125 105V104H124ZM135 105V104H134ZM140 105H142L143 106V104L142 103H140ZM261 105V104H260ZM264 105V104H263ZM5 106H7V105H5ZM5 106H3V104L1 105L0 104V169H3V168H10L11 167V165H12V162L13 161H16V162H18V163H20V164H27V162H29L30 161V158H32V151L33 150H35V149H38V150H40V149H42V148H44V147H46V146H53V147H56L55 149L57 150V153H58V155L59 156H57V155H55V156H57L56 158H57V160H56V163H55V165H56V167H57V170H55V169H53V166L52 167H49V168H44V169H39L38 171H37V180L38 181H36L35 183H38L37 185H34V187H33V185H32V183L33 182H30V179L32 178H34L35 177V175H33V173H30L29 171V173L26 175L27 176V181H28V185H30L29 187H20V188H16V184H15V182H14V178L12 179L11 177H6L5 179V183H3L2 185H6L7 187H8V189H10V190H12V191H10L11 193H12V195L14 196V198L17 200V202L19 203V205H22V206H27V207H29V209L23 214V215H21V211H19V210H14V209H8V207L6 208L5 206H3L2 205V201H0V229L1 230H3V231H6V234L4 235V236H7L8 237V239L10 238V240H12V241H17V237L16 236H19V230L16 228V226L18 225V226H21V228L22 229H24V227H25V225L26 224H28V223H26V222H29V221H31V220H33V219H36L37 218V216H42V217H44V215L45 216H48V212H49V209H50V207L52 206V203H53V200L54 199H59V204H60V206H65V204H66V201L68 200V196L69 195H73V192H69V191H67L66 190V188L64 187V186H61V188H60V191H54L56 188H57V185L58 184H62V183H67V182H74V183H76V184H78V186H79V188H80V192H79V194H78V196L80 197V200H81V202H83V206H84V208H87V209H89V210H91V211H96V212H98V213H100V212H102V211H105V212H108V213H110L113 217H120V215L122 214V213H128L130 216H137V215H142L143 217H144V220L145 221H147V222H149L150 220H152V218H159V219H162L165 223H163L162 224V227H163V229H165V230H167L168 232H171V237H170V235L168 236V237H170V238H172L173 239V244H175L176 246L178 245V246H180L179 248H181V247H183V246H186V247H188V248H191V249H195V245H192V244H190V242H191V240L190 241H185L184 239H182L181 238V235H179V232H178V222H171V219H173L174 221H179V220H183V221H189V222H191L192 223V225L191 226H193V231L195 230V231H200V230H202L201 229V227H203V226H205V228H206V231L209 233V234H211L213 237H215L216 238V240H217V242H218V245L220 246V250H221V252H222V254H223V259H224V261L226 262V263H228V264H234V262H236V260H239V259H244V260H246L247 261V264H251L252 263V261H255L256 262V264H264V234H261V233H259L258 231H252L251 229L252 228H250V230H248V229H245L243 226V228H240V229H238V228H236V227H234L233 225H231V224H229V225H227L228 223H230V222H227V224L225 223H223V222H221L220 220L218 221V220H215V219H213L212 218V216H209V215H206V214H204V213H202L203 211H199L198 209H196L195 208V206H185V208H182V207H177V206H179V205H175L174 203H173V201H171V200H169V199H171V197L169 198V199H167V198H165V197H163V196H159L158 194H159V192H158V194H156L154 191H151V190H148V189H144V188H146L147 186H145L144 188H138V187H136L137 185H134V186H130V187H126V186H124V185H122V183L120 184L119 182L117 183V180L115 181L116 182V184H112V182L111 183H108L107 181H103L104 180V178L105 177H103V180L102 181H100V180H96V181H92L91 179L93 178H91V179H89L88 177H86V173L85 172H83V173H85V174H83V173H80V172H76V167H78V168H80V167H82V168H89L88 167V165H86L85 163H84V161L82 160V158L79 156V154L76 152V150L61 136V133H58L57 132V129L55 130V128H53V130H50V128H49V130H46V132H45V134H43V135H45L46 137L44 138V142L43 143H40V145H38V147L36 146V148L34 149V146L32 145V139L33 138H35V137H41V136H39L38 134H36L35 133V131L33 130L32 131V129H31V127L27 124V122L24 120V119H22L21 117H19V116H16V115H14V114H12L11 112H9V110L5 107ZM16 106V105H15ZM38 106V107H37ZM75 106H77V104L75 105ZM82 106H79V107H81L82 108V110H85V108H83ZM90 106H92V105H89L88 107H90ZM120 106V105H119ZM128 106H130V105H128ZM136 106L138 107L139 105H137V103H136ZM186 106V105H185ZM246 106V105H245ZM19 107V106H18ZM22 107V108H23ZM32 107H35V105L34 106H32ZM36 110H38L39 109V105H36ZM43 107V106H42ZM87 107V106H86ZM100 107V106H99ZM115 107H117V106H115ZM135 107V106H134ZM158 107V106H157ZM182 107V106H181ZM14 108V107H13ZM16 108V107H15ZM26 108H27V106H26ZM45 108V107H44ZM92 108V107H91ZM118 108H120V107H118ZM122 108V107H121ZM123 108H125V107H123ZM122 108V109H123ZM127 108V107H126ZM246 108V107H245ZM252 108H253V106H252ZM25 109V108H24ZM87 109H89V108H87ZM93 109V108H92ZM98 110L97 111H100L101 112V110L99 109V108H97ZM129 109H131V108H129ZM154 109V108H153ZM159 109V108H158ZM164 109V108H163ZM166 109V108H165ZM164 109V110H165ZM178 109H180V108H178ZM191 109V108H190ZM23 110V109H22ZM28 110V109H27ZM30 110H31V108L29 109V111H28V113L30 112ZM46 110H48V109H46ZM95 110V112H96V109H94ZM94 110H92V111H94ZM194 110V109H193ZM192 110V111H193ZM233 110H234V108H233ZM24 111V110H23ZM39 111V110H38ZM41 111H43L42 109H40V113H41ZM88 111L89 110H87L85 113H88ZM92 111H90V112H92ZM110 111V110H109ZM112 111V110H111ZM115 110H113V112H114ZM162 111V110H161ZM188 111V110H187ZM222 111H223V109H222ZM247 111V110H246ZM259 111V110H258ZM46 112V111H45ZM45 112H44V114H45ZM80 112H82V111H80ZM103 112H105V111H103ZM141 112H143V111H141ZM146 112V111H145ZM169 112V111H168ZM189 112V111H188ZM263 112V111H262ZM36 113V112H35ZM84 113V112H83ZM93 113V112H92ZM92 113H89V115L90 116H92L93 114ZM109 112H107V114H108ZM125 113H127V112H125ZM150 113V112H149ZM170 113V112H169ZM168 113V114H169ZM238 113H239V111L237 112V115H238ZM241 113V112H240ZM239 113V114H240ZM247 113V112H246ZM252 113V112H251ZM258 113V112H257ZM30 114H34V112L33 113H30ZM37 114V113H36ZM34 115V118H33V120H35V117H37V115ZM39 114V113H38ZM51 114V113H50ZM73 114V115H72ZM92 114V115H91ZM103 114V115H102ZM119 114V113H118ZM47 115V114H46ZM81 115V114H80ZM88 115V114H87ZM126 115H128V114H126ZM125 115V117H127L125 120L126 121H131V122H133L134 124H138L139 122H137L138 120H136V119H138V118H136V119H133L132 117L133 116H126ZM141 115V114H140ZM143 115V114H142ZM180 115V114H179ZM205 115V114H204ZM252 115V114H251ZM253 115H254V113H253ZM40 116H43V115H40ZM45 116V115H44ZM50 116V115H49ZM59 116V115H58ZM103 116H105L104 115V113H101V114H99V113H97V115H96V117H98V118H100V120H102V121H100L99 123H101V122H103V119H101V118H104ZM109 116V115H108ZM113 116H115V115H113ZM112 116V117H113ZM118 116H121V115H118ZM124 116V115H123ZM122 116V117H123ZM147 116H149V115H147ZM157 116V115H156ZM163 116V115H162ZM176 115H174V118H176L175 117ZM191 116V115H190ZM190 116H187L188 117V119L190 118ZM200 116H201V114H200ZM224 116V115H223ZM231 116V115H230ZM229 116V117H230ZM232 116H233V114H232ZM235 116V115H234ZM240 116H242V114L240 115ZM33 117V116H32ZM60 117H59V119H60ZM76 117V116H75ZM82 117H84L83 115H82ZM93 117H95V116H92V117H89V118H93ZM121 117V118H122ZM124 117V118H125ZM129 117V118H128ZM136 117V115L134 116V118ZM140 117V116H139ZM142 117H146V116H142ZM141 117V118H142ZM150 117H153V115H150ZM164 117V116H163ZM167 117H168V115H167ZM183 117H185L184 115L182 116V118ZM196 117H198V116H196ZM195 117V118H196ZM202 117V116H201ZM204 117V116H203ZM205 117H207V116H205ZM220 117H222V116H220ZM219 117V118H220ZM251 117V116H250ZM40 118V117H39ZM45 118V117H44ZM85 118H87V120H91V119H88V117H85ZM82 119V120H86V119ZM109 118H110V116H109ZM108 118V119H109ZM123 118V119H124ZM141 118H139V120H140V122H142L141 121ZM162 117H160V119H161ZM165 118V117H164ZM169 118V117H168ZM172 118V116L170 117V119ZM173 118V119H174ZM207 118H209V117H207ZM211 118V123H213L212 121H213V119H212V117H210ZM214 118V117H213ZM234 118V117H233ZM236 118H237V116H236ZM258 118V117H257ZM50 119H53V117H49V120ZM54 119H56V118H54ZM66 119H68V118H66ZM65 118H64V120H66ZM70 119V118H69ZM68 119V120H69ZM115 119V118H114ZM116 119H118V118H116ZM120 119V118H119ZM118 119V120H119ZM183 119H185V118H183ZM200 119H202V118H200ZM199 119V121H201ZM204 119V118H203ZM202 119V120H203ZM215 119V118H214ZM217 119H218V117H217ZM235 119V118H234ZM38 120V118L36 119V121ZM40 120H41V118H40ZM67 120V122H68V124H69V122L72 124V122L71 121H68ZM71 120H72V118H71ZM75 120V119H74ZM77 120H81V119H78V118H76V121ZM95 122H96V120H95V118L93 119ZM92 120V121H93ZM105 120V119H104ZM112 120V119H111ZM144 121H149V119L147 118V120H145V119H143ZM150 120H151V118H150ZM162 120H164V119H162ZM162 120H161V122H162ZM167 120V119H166ZM178 120V119H177ZM186 120V119H185ZM185 120H183V123L185 122ZM194 120V119H193ZM207 120V119H206ZM221 120V119H220ZM224 119L222 118V121H223ZM236 120V119H235ZM235 120H232V122L233 121H235ZM246 120V119H245ZM254 120V119H253ZM255 120H256V117H255ZM260 120V119H259ZM54 121H56L57 122V119L56 120H54ZM63 121V120H62ZM97 121H98V119H97ZM117 121V120H116ZM160 121V120H159ZM159 121H157L158 123H154L155 125H150L151 124V122H150V124H148V125H150V129H156V126H158L161 122H159ZM169 121H171V120H169ZM174 121V120H173ZM187 121V120H186ZM208 121V120H207ZM243 121V120H242ZM247 121V120H246ZM257 121V120H256ZM255 121V122H256ZM262 121V120H261ZM38 122V121H37ZM42 122V121H41ZM44 122V121H43ZM53 122V121H52ZM59 123H60V121H58ZM57 122V123H58ZM82 122V121H81ZM105 122H107V121H105ZM115 121H113V123H114ZM152 122H154V120H152ZM164 122V121H163ZM162 122V123H163ZM177 122H181L182 123V121L180 120V121H176V123ZM197 122V121H196ZM202 122V121H201ZM209 122H210V120H209ZM209 122L207 123V124H203V126H205L206 128H207V126L206 125H208L209 124ZM217 122H218V120H217ZM228 122V121H227ZM226 122V123H227ZM240 122H241V120H240ZM240 122H238V123H240ZM248 122H249V119H248ZM252 121H250V123H251ZM258 122V121H257ZM57 123H55V124H57ZM63 123V122H62ZM62 123H60V126L62 125ZM76 123V122H75ZM86 123H87V121H86ZM97 123V122H96ZM116 123H118V121L116 122ZM123 123H125L124 121H123ZM161 123V124H162ZM171 123H172V121H171ZM174 123V122H173ZM175 123V124H176ZM189 123H191V121L189 120ZM199 123L200 122H198V124L197 125H199ZM221 122L219 121V124H220ZM224 123H225V121H224ZM229 123V122H228ZM242 123V124H241ZM240 124H239V126H242L243 125V122H241ZM247 123V122H246ZM245 123V124H246ZM259 123H262V122H259ZM30 124V123H29ZM44 124V123H43ZM42 124V125H43ZM53 124H54V122H53ZM79 124H83V123H80V121H79V123H78V125ZM89 125H90V123H88ZM102 124V123H101ZM104 124V123H103ZM102 124V125H103ZM145 124V123H144ZM143 124V125H144ZM146 124H147V122H146ZM158 124V125H157ZM160 124V125H161ZM187 124V123H186ZM214 125L216 124V121H214V123H213ZM218 123L215 125V126H217L218 128L217 129H219L220 128V126L222 127V128H224L223 126H222V124L221 125H219ZM235 124V123H234ZM233 123L231 124V123H229L227 126H226V128L225 129H230V131H232L231 129H237V123L234 125ZM47 125H48V123H47ZM65 124H63L62 126H64ZM77 125V124H76ZM75 125V126H76ZM86 125V124H85ZM92 125V124H91ZM124 125V124H123ZM125 125H127V124H125ZM165 125V122H164V124L163 125H161V126H164ZM167 125V124H166ZM165 125V126H166ZM170 126H172L171 124H169ZM177 125V124H176ZM181 125V124H180ZM196 125V126H197ZM211 125V124H210ZM254 125V124H253ZM256 125V124H255ZM258 125V124H257ZM262 125V124H261ZM264 125V124H263ZM50 126V125H49ZM56 126H59V124L58 125H56ZM65 126H67V125H65ZM64 126V127H65ZM87 126V125H86ZM86 126H84V128H86ZM95 126V125H94ZM93 126V127H94ZM109 126H110V124H109ZM186 126V125H185ZM185 126H184V128H185ZM189 126V125H188ZM195 126V125H194ZM195 126V127H196ZM251 126V125H250ZM260 126V125H259ZM41 127H45V125L44 126H41ZM54 127V126H53ZM70 127V126H69ZM83 127V126H82ZM96 127V126H95ZM97 127H99V126H97ZM101 127V126H100ZM129 127H131V126H129ZM134 126H132V128H133ZM169 127V126H168ZM198 127H200V125L198 126ZM197 127V128H198ZM205 127H203V128H205ZM209 127V126H208ZM243 127V126H242ZM246 127V126H245ZM247 127H249V125L247 126ZM246 127V129H249V128H247ZM45 128H47V126L45 127ZM44 128V129H45ZM58 128V127H57ZM67 128V127H66ZM73 128V127H72ZM71 128V129H72ZM91 128V127H90ZM90 128H88V129H90ZM105 128L107 129V126L105 125ZM136 128V127H135ZM162 128V127H161ZM190 128V127H189ZM192 128V127H191ZM201 128V127H200ZM197 129L196 131H201V129ZM210 128V127H209ZM209 128H207V129H204V130H209V132H210V129ZM251 128H254V127H251ZM263 128H264V126H263ZM43 129V128H42ZM48 129V128H47ZM65 129V128H64ZM64 129H62L63 131H64ZM93 129H97L98 130V128H93ZM93 129H90V130H93ZM106 129L104 130L105 132H106ZM114 129V128H113ZM146 130H147V128H145ZM159 129V128H158ZM168 129V128H167ZM195 129V128H194ZM217 129H215L216 131H217ZM239 129V128H238ZM242 130L243 129H245V128H241ZM257 129V128H256ZM58 130L60 131V128H58ZM67 130H69L68 128H67ZM79 130V129H78ZM135 130H137V129H135ZM142 130H144V128H142ZM163 130V128L160 130V132ZM166 130V129H165ZM165 130H163L162 131V134L164 133H166V135H167V132H165ZM170 130H172V129H170V127H169V131ZM178 130H179V128H178ZM178 130H175V132L176 131H178ZM180 130H182V129H180ZM203 130V131H204ZM212 130V129H211ZM214 130V129H213ZM212 130V131H213ZM214 130V131H215ZM220 130H222V129H220ZM240 130V129H239ZM249 130H251V129H249ZM65 131H66V129H65ZM70 131V130H69ZM69 131H67V132H69ZM71 131H73V130H71ZM77 131V130H76ZM104 131H102L101 132V134L104 132ZM108 131V130H107ZM121 131V130H120ZM148 131H150V130H148ZM192 131V130H191ZM195 131V130H194ZM203 131H201V132H203ZM223 131V130H222ZM241 131V130H240ZM248 131V130H247ZM93 132H95V131H93ZM99 132V131H98ZM113 132H115V130H113ZM113 132H112V134H113ZM174 132V131H173ZM182 132H184V131H182ZM181 132V133H182ZM208 132V131H207ZM228 131H226V133H227ZM233 132V131H232ZM236 132V131H235ZM241 132H243V131H241ZM249 132V131H248ZM252 130H251V134H252ZM255 132V131H254ZM256 132H258V130L256 131ZM43 133V132H42ZM78 133V132H77ZM75 134V132H74V134H70L71 136L72 135H75L76 136V138L77 137H80L79 139H82L81 137V135L79 136L78 134ZM95 133H97V132H95ZM100 133V132H99ZM106 133H108V132H106ZM109 133H110V131H109ZM109 133L107 134L108 136H109ZM116 133H118V132H116ZM154 133V132H153ZM159 133V132H158ZM158 133H156V134H158ZM169 134L168 135H170V132H168ZM195 133V132H194ZM211 133V132H210ZM215 133V132H214ZM225 133V132H224ZM237 133V132H236ZM244 133V132H243ZM64 134H66L65 132H63V135ZM80 134H81V132H80ZM87 134V133H86ZM85 134V135H86ZM115 134V133H114ZM113 134V135H114ZM144 133H142V135H143ZM146 134V133H145ZM148 134V133H147ZM146 134V135H147ZM149 134H151V136H152V133H149ZM175 134V133H174ZM174 134H171V136L172 135H174ZM176 134H177V132H176ZM178 134H179V132H178ZM185 134V133H184ZM184 134H182L183 136H185ZM212 134V133H211ZM223 134V133H222ZM221 134V135H222ZM229 134H231V133H229ZM239 134V133H238ZM250 134V135H251ZM68 135V134H67ZM78 135V136H77ZM89 135H92L91 133L89 134ZM98 135V134H97ZM103 135V134H102ZM111 135V134H110ZM158 135H160V133L158 134ZM194 135V134H193ZM195 135H196V133H195ZM206 135V134H205ZM252 135H254V137L257 135H255V133L254 134H252ZM251 135V136H252ZM260 135H261V132H260ZM69 136V135H68ZM112 136V135H111ZM154 136V135H153ZM180 136V135H179ZM214 136V135H213ZM264 136V135H263ZM43 137V136H42ZM70 137V136H69ZM73 137V136H72ZM94 137V136H93ZM92 137V138H93ZM97 137H99V136H97ZM103 137V136H102ZM116 137V136H115ZM118 137H120V136H118ZM143 137H145V136H143ZM155 137V136H154ZM157 137V136H156ZM176 137V136H175ZM186 137V136H185ZM201 137H203V136H201ZM216 137V136H215ZM219 137H220V135H219ZM225 137H227V136H225ZM230 138H232L231 136H229ZM228 137V138H229ZM238 137V136H237ZM258 137V136H257ZM66 138H68V137H66ZM71 138V137H70ZM69 138V139H70ZM112 138H113V136H112ZM122 138H123V136H122ZM133 138V137H132ZM147 138V137H146ZM160 138H161V136H160ZM165 138H167V136L165 137ZM187 138V137H186ZM189 138V137H188ZM191 138V137H190ZM192 138H194L193 136H192ZM196 138H198L197 136H196ZM207 138V137H206ZM236 138V137H235ZM252 138V137H251ZM43 139V138H42ZM72 139V138H71ZM78 139V138H77ZM77 139H75V140H77ZM94 139H95V137H94ZM158 139V138H157ZM164 139V138H163ZM171 139V138H170ZM201 139V138H200ZM212 139V138H211ZM240 139V138H239ZM245 139V138H244ZM72 140H74V139H72ZM71 140V141H72ZM96 140V139H95ZM138 140V139H137ZM166 140V139H165ZM168 140H169V138H168ZM176 140V139H175ZM178 140H179V138H178ZM178 140H176L174 143H176V142H178ZM209 140V139H208ZM207 140V141H208ZM229 140V139H228ZM232 140V139H231ZM241 140V139H240ZM246 140V139H245ZM40 141V140H39ZM78 141V140H77ZM77 141H75V142H77ZM84 142H85V140H83ZM82 140L80 141V142H83ZM87 141V140H86ZM115 141H116V139H115ZM136 141V140H135ZM141 141V140H140ZM139 140H138V142H140ZM163 141V140H162ZM181 141V140H180ZM200 141V140H199ZM224 141V140H223ZM222 141V142H223ZM94 142V141H93ZM92 142V143H93ZM172 142V141H171ZM187 142V141H186ZM202 142V141H201ZM211 142V141H210ZM224 142H226V141H224ZM224 142H223V145L222 146H224ZM237 142V141H236ZM241 142V141H240ZM245 142V141H244ZM252 142V141H251ZM255 142V141H254ZM73 143H74V141H73ZM95 143V142H94ZM167 143V142H166ZM197 143H198V141H197ZM204 143H205V141H204ZM203 143V144H204ZM208 143V142H207ZM213 143V142H212ZM221 143V142H220ZM239 142H237V144H238ZM243 143V142H242ZM260 143V142H259ZM264 143V142H263ZM75 144H77L78 145V147H79V143H75ZM74 144V145H75ZM85 144V143H84ZM86 144H90V143H86ZM102 144V143H101ZM125 144V143H124ZM144 144V143H143ZM156 144V143H155ZM178 144V143H177ZM181 144H182V142H181ZM180 143L178 144L179 146L181 145ZM236 144V143H235ZM244 144V143H243ZM77 145H75V146H77ZM83 144H81L80 146H82ZM92 145V144H91ZM95 145V144H94ZM127 145V144H126ZM170 145V144H169ZM168 145V146H169ZM177 145V146H178ZM184 145V144H183ZM183 145H181L182 147H185V146H183ZM199 145V144H198ZM207 145V144H206ZM229 145V144H228ZM257 145V144H256ZM48 146V147H49ZM86 146H88V145H86ZM98 145H96V147H97ZM174 146H176V145H174ZM208 146H210V144L209 145H207L206 147H207V149L209 148ZM226 146V145H225ZM245 146V145H244ZM244 146H242V147H244ZM248 146V145H247ZM261 146V145H260ZM259 146V147H260ZM53 147L51 148V149H53ZM96 147H94V149L96 148ZM99 147V146H98ZM124 147V146H123ZM131 147V146H130ZM130 147H127L128 149H130ZM155 147H157V144H156V146ZM167 147V146H166ZM165 147V148H166ZM173 147V146H172ZM211 147V146H210ZM214 147V146H213ZM212 147V148H213ZM239 148H242V147H240V146H238ZM237 147V148H238ZM251 147V146H250ZM105 148V147H104ZM144 148H146V146L144 147ZM163 148V147H162ZM176 148V147H175ZM187 148V147H186ZM191 148V147H190ZM220 148H222V147H220ZM229 148V147H228ZM87 149H89V150H92V147L91 148H88L87 147ZM101 151L103 150V147H102V149H101V147L99 148ZM128 149H126V150H128ZM132 149V148H131ZM131 149H130V151L129 152H134V151H131ZM161 149V148H160ZM183 149V148H182ZM203 149V148H202ZM209 149H211V148H209ZM208 149V150H209ZM218 149V148H217ZM244 148H242V150H243ZM246 149V148H245ZM81 150H83V149H81ZM80 150V151H81ZM88 150V151H89ZM135 150V149H134ZM146 150V149H145ZM169 150V149H168ZM180 150V149H179ZM194 150V149H193ZM200 149H198V151H199ZM213 150H215V149H213ZM213 150L211 151V152H213ZM224 150V149H223ZM241 150V149H240ZM240 150H238V151H240ZM85 151V150H84ZM95 151H97V150H95ZM101 151H99V152H101ZM105 151H107L106 149H105ZM163 151V150H162ZM171 151V150H170ZM237 151V150H236ZM237 151V152H238ZM244 151H246V150H244ZM249 151V150H248ZM255 151V150H254ZM83 151H81V153H82ZM90 152V151H89ZM92 152H93V150H92ZM98 151H97V154L99 153ZM104 152V150L102 151V153ZM108 152V151H107ZM128 152V153H129ZM137 152V151H136ZM210 152V153H211ZM215 152H216V150H215ZM221 152V151H220ZM219 152V153H220ZM225 151H223V153H224ZM227 152H228V150H227ZM241 152V151H240ZM42 154V155H44V153H43V151H41V152H38V154ZM87 152H85V154H86ZM101 153V154H102ZM174 152H172V154H173ZM184 153V152H183ZM203 153V152H202ZM38 154H37V156H38ZM56 154V153H55ZM83 154V153H82ZM113 154V153H112ZM117 154V153H116ZM131 154V153H130ZM185 155H186V153H184ZM221 154V153H220ZM225 154V153H224ZM235 154V153H234ZM250 154V153H249ZM252 154V153H251ZM259 154V153H258ZM34 155V154H33ZM92 155V154H91ZM108 155H109V153H108ZM132 155H134V154H132ZM138 155V154H137ZM180 155V154H179ZM194 155V154H193ZM214 155V154H213ZM227 155H228V153H227ZM253 155H254V152H253ZM256 155V154H255ZM261 155V154H260ZM259 155V156H260ZM34 156H36V155H34ZM33 156V157H34ZM45 156V155H44ZM93 156V155H92ZM94 156H95V154H94ZM99 156H101L100 154L98 155V157L97 158H99ZM112 156V155H111ZM136 156V155H135ZM134 156V157H135ZM152 156V155H151ZM156 156V155H155ZM171 156V155H170ZM178 156V155H177ZM190 156H191V154H190ZM196 156V155H195ZM207 156V155H206ZM205 156V157H206ZM215 156V155H214ZM241 156V155H240ZM247 156V155H246ZM249 156V155H248ZM53 157V156H52ZM102 157H103V155H102ZM140 157V156H139ZM172 157V156H171ZM179 157H181V156H179ZM183 157V156H182ZM211 157V156H210ZM250 157H253V156H251L250 155ZM258 157V156H257ZM35 158V157H34ZM38 158H40V156L38 157ZM43 157L41 156V159H42ZM45 158H46V156H45ZM44 158V159H45ZM94 158V157H93ZM92 158V159H93ZM101 158V157H100ZM105 158H106V156H105ZM137 158H138V156H137ZM143 158V157H142ZM154 158V157H153ZM192 158V157H191ZM212 158H214V157H212ZM221 158V157H220ZM225 158V157H224ZM223 158V159H224ZM248 158V157H247ZM107 159V158H106ZM109 159V158H108ZM108 159H107V161H108ZM139 159V158H138ZM172 159H174V158H172ZM176 159V158H175ZM181 159V158H180ZM195 159H198V157L196 158L195 157ZM206 159V158H205ZM228 159V158H227ZM90 160V159H89ZM100 159H98L97 161H99ZM102 160H105V159H102ZM113 160V159H112ZM115 160V159H114ZM121 160V159H120ZM147 160V159H146ZM154 160V159H153ZM170 160V159H169ZM192 160H193V158H192ZM221 160V159H220ZM226 160V159H225ZM91 161V160H90ZM136 161H137V159H136ZM172 161V160H171ZM174 161V160H173ZM222 161V160H221ZM227 161V163L229 164V160H226ZM94 162V161H93ZM100 162V161H99ZM98 162V163H99ZM102 162V161H101ZM101 162H100V164H101ZM104 162H106V160L104 161ZM112 162H114V161H112ZM115 162H117L116 160H115ZM135 162V161H134ZM142 162V161H141ZM145 162V161H144ZM147 162V161H146ZM151 162V161H150ZM188 162V161H187ZM194 162V161H193ZM195 162L198 164V161L197 160H195ZM222 162H225V161H222ZM257 162V161H256ZM107 163V162H106ZM111 163V162H110ZM139 163H140V161H139ZM169 163V162H168ZM216 163V162H215ZM259 163V162H258ZM94 164V163H93ZM96 164V163H95ZM118 164V163H117ZM142 164H144V163H142ZM146 164V163H145ZM147 164H149V160H148V163ZM156 164V163H155ZM158 164V163H157ZM176 164H177V162H176ZM180 164V163H179ZM183 164V163H182ZM207 165H208V163H206ZM219 164V163H218ZM262 164H263V162H262ZM152 165V164H151ZM210 165V164H209ZM236 165V164H235ZM248 165V164H247ZM251 165V164H250ZM249 165V166H250ZM94 166V165H93ZM96 166V165H95ZM107 166H109L110 167V164L109 165H107ZM112 166V165H111ZM123 166H124V164H123ZM148 166V165H147ZM146 166V167H147ZM153 166H155V165H152V167ZM179 166V165H178ZM186 166V165H185ZM190 166V165H189ZM188 166V167H189ZM200 166V165H199ZM220 166V165H219ZM225 166H227V165H225ZM228 166H232V165H228ZM99 167H101V166H98V168ZM181 167V166H180ZM183 167V166H182ZM187 167V168H188ZM201 167V166H200ZM218 167V166H217ZM248 167V166H247ZM81 168V169H82ZM97 168V169H98ZM112 168V167H111ZM126 168V167H125ZM125 168H124V170H125ZM129 168V167H128ZM153 168H155V167H153ZM158 168V167H157ZM193 168V167H192ZM212 168V167H211ZM211 168H208V169H211ZM227 168V167H226ZM233 168V167H232ZM238 168V167H237ZM264 168V167H263ZM93 170H94V168H92ZM120 169H122L121 167H120ZM134 169V168H133ZM150 169V168H149ZM167 169V168H166ZM189 169V168H188ZM220 169V168H219ZM240 169H242V168H240ZM248 169V168H247ZM8 170V169H7ZM80 170V169H79ZM100 170V169H99ZM106 170V169H105ZM118 170V169H117ZM123 170V169H122ZM124 170H123V172H124ZM129 170V169H128ZM127 170V171H128ZM144 170H147V171H149L148 169H144ZM151 170H153V169H151ZM169 170V169H168ZM174 170V169H173ZM185 170V169H184ZM192 170H194L195 171V168L194 169H192ZM214 170H215V168H214ZM221 170V169H220ZM239 170V169H238ZM254 170V169H253ZM252 170V171H253ZM259 170H261V169H259ZM264 170V169H263ZM263 170H262V173H263ZM84 171V170H83ZM95 171V170H94ZM121 171V170H120ZM186 171V170H185ZM217 171V170H216ZM224 171V170H223ZM27 172V171H26ZM36 172V171H35ZM101 172H103V171H101ZM119 172V171H118ZM126 172V171H125ZM124 172V173H125ZM133 172V171H132ZM144 172H146V171H144ZM156 172H158V171H156ZM198 172V171H197ZM199 172L200 173H202V171H200L199 170ZM221 172H222V170H221ZM233 172V171H232ZM105 174H108L106 171L104 172ZM103 173V175H105ZM117 173V172H116ZM124 173H122V174H124ZM129 173H130V171H129ZM128 172L127 173H125V175L126 174H128V175H131V174H129ZM136 173V172H135ZM148 173H150V172H148ZM152 173L153 174H155L153 171H152ZM151 173V174H152ZM163 173V172H162ZM162 173H160V174H162ZM174 173V172H173ZM216 173V172H215ZM222 173H224V172H222ZM226 173V172H225ZM228 173V172H227ZM239 173V172H238ZM21 174V173H20ZM102 174V173H101ZM171 174V173H170ZM170 174H168L167 173V175H165V176H168V175H170ZM175 174V173H174ZM179 174V173H178ZM235 174V173H234ZM248 174H250V173H248ZM21 175H23V174H21ZM91 174L89 173V176H90ZM93 175V174H92ZM148 175V174H147ZM164 175V174H163ZM173 175V174H172ZM172 175H170V176H172ZM219 175V174H218ZM231 175V174H230ZM233 175V174H232ZM244 175H246V174H244ZM259 175V174H258ZM11 176V175H10ZM19 176V175H18ZM25 176V177H26ZM100 176V175H99ZM111 176H113V175H111ZM132 176V175H131ZM134 176V175H133ZM153 176V175H152ZM158 176V174L156 173V175H155V177H157ZM162 176V175H161ZM178 176V175H177ZM236 176V175H235ZM115 177H117V176H115ZM154 177V176H153ZM159 177V176H158ZM175 177V176H174ZM200 177V176H199ZM224 177H226V176H224ZM229 177H231V176H229ZM251 177V176H250ZM255 177V176H254ZM22 178V177H21ZM100 178V177H99ZM161 178V177H160ZM168 178H171V177H167V179ZM227 178V177H226ZM258 178V177H257ZM1 179V178H0ZM3 179V178H2ZM16 179V178H15ZM94 179V178H93ZM96 179V178H95ZM121 179V178H120ZM149 179H150V177H149ZM178 179H181V178H179L178 177ZM191 179V178H190ZM237 179H239V178H237ZM247 179H250V178H247ZM247 179H245V180H247ZM108 180V179H107ZM110 180V179H109ZM111 180H113V177H112V179ZM125 180V179H124ZM161 180V179H160ZM171 180H173V179H171ZM170 180V181H171ZM185 180V179H184ZM196 180V179H195ZM203 180V179H202ZM234 181H235V179H233ZM244 180V181H245ZM251 180V179H250ZM253 180V179H252ZM35 181V180H34ZM162 181V180H161ZM200 181V180H199ZM243 181V180H242ZM124 182V181H123ZM179 181L177 180V182L176 183H178ZM193 182V181H192ZM191 182V183H192ZM196 182V181H195ZM194 182V183H195ZM207 182V181H206ZM211 182V181H210ZM250 182V181H249ZM252 182V181H251ZM257 182V181H256ZM254 183L255 185L257 184V183ZM259 182V181H258ZM134 183V182H133ZM165 184H167L166 182H164ZM181 183V182H180ZM183 183V182H182ZM194 183H192V184H194ZM197 183V182H196ZM126 184V183H125ZM131 184V183H130ZM187 184V183H186ZM188 184H190V183H188ZM247 184V183H246ZM251 184V183H250ZM253 184V183H252ZM251 184V185H252ZM261 184H263V183H261ZM132 185V184H131ZM143 185V184H142ZM168 185H169V183H168ZM167 185V186H168ZM180 185V184H179ZM178 185V186H179ZM195 185V184H194ZM218 185V184H217ZM170 186H172V183H171V185ZM257 186V185H256ZM262 186H264V185H262ZM177 187V186H176ZM188 187V186H187ZM192 187L194 188V186L192 185ZM196 187H198V186H196ZM200 187H201V185H200ZM209 187H211V186H209ZM219 187V186H218ZM221 187H223V186H221ZM36 188V189H35ZM173 188V187H172ZM183 188V187H182ZM184 188H186V187H184ZM202 188V187H201ZM204 188V187H203ZM35 189V190H34ZM159 190H160V188H158ZM181 188H180V186H179V190H180ZM200 189V188H199ZM199 189H196V192H197V190L199 191ZM219 189V188H218ZM222 189V188H221ZM257 189V188H256ZM262 189V188H261ZM58 190V189H57ZM69 190V189H68ZM182 190V189H181ZM185 190V189H184ZM188 190V189H187ZM186 190V191H187ZM206 190V189H205ZM208 190V189H207ZM225 190V189H224ZM263 190V189H262ZM189 191V190H188ZM190 191H192V190H190ZM194 191H195V189H194ZM201 191V190H200ZM203 191V190H202ZM220 191V190H219ZM222 191V190H221ZM220 191V192H221ZM260 191V190H259ZM179 192V191H178ZM195 192V193H196ZM235 192V191H234ZM161 193V192H160ZM194 193V192H193ZM194 193V194H195ZM198 193H200V192H198ZM202 194H203V192H201ZM164 194V193H163ZM162 194V195H163ZM190 194V193H189ZM197 194V193H196ZM165 195V194H164ZM205 195V194H204ZM214 195V194H213ZM242 195H244V194H242ZM43 196H48L49 197V203H47V204H44L43 202H40V198L41 197H43ZM175 196V195H174ZM206 196H208V195H206ZM206 196H204V198L203 197H201V198H203V199H205L206 200ZM222 196V195H221ZM240 196H241V194H240ZM75 197H77L76 195H74V198ZM168 197H169V195H168ZM179 197V196H178ZM182 197V196H181ZM206 197V198H205ZM213 197V196H212ZM232 197H233V195H232ZM73 197H72V199H74ZM198 198V197H197ZM236 198V197H235ZM77 199H79V198H77ZM77 199H75V200H77ZM184 199V198H183ZM189 199V198H188ZM199 199V198H198ZM215 199V198H214ZM220 199V198H219ZM223 199V198H222ZM224 199H225V197H224ZM229 199H233V200H235L234 198H228V200ZM241 199V198H240ZM239 199V200H240ZM3 200V199H2ZM192 200V199H191ZM213 200V199H212ZM211 199L209 200V198H208V201H212ZM227 200V199H226ZM227 200V201H228ZM246 200V199H245ZM251 200V199H250ZM252 200H255V199H252ZM257 200V199H256ZM185 201V200H184ZM208 201L206 202V203H208ZM238 201V200H237ZM241 201V200H240ZM238 201L239 203H241V202H243V201ZM259 201V200H258ZM180 202V201H179ZM192 203H193V201H191ZM196 202V201H195ZM214 202V201H213ZM226 202V201H225ZM252 202V201H251ZM255 202V201H254ZM257 202V201H256ZM187 203H189V202H187ZM197 203V202H196ZM215 203H217V202H215ZM215 203H213V204H215ZM218 203H219V201H218ZM221 203V202H220ZM184 204V203H183ZM222 204H223V202H222ZM236 204V203H235ZM234 204V205H235ZM245 204V202L242 204V206ZM254 203H252V205H253ZM54 205V204H53ZM68 205V204H67ZM218 205V204H217ZM224 205H225V203H224ZM233 205V206H234ZM248 205H250L249 203H248ZM252 205L250 206V207H252ZM259 204H257V206H258ZM69 206V205H68ZM244 206H246V205H244ZM243 206V207H244ZM253 206H256V205H253ZM260 206V205H259ZM258 206V207H259ZM14 207V206H13ZM57 207H59V205L57 206ZM70 207H71V205H70ZM184 207V206H183ZM221 207H222V205H221ZM198 208V207H197ZM216 208V207H215ZM218 208V207H217ZM224 208H226V207H224ZM254 208H256V207H254ZM219 209V208H218ZM237 209H239V210H241L242 209V207L240 206V208H237ZM246 209H247V207H246ZM258 209V208H257ZM260 209H263V208H261L260 207ZM259 209V210H260ZM51 210V209H50ZM59 210V209H58ZM220 210V209H219ZM244 210H245V208H244ZM254 210V209H253ZM258 210V211H259ZM52 211V210H51ZM207 211V210H206ZM206 211H205V213H206ZM221 211V210H220ZM257 211V210H256ZM262 211H264V209L262 210ZM262 211H259L258 213H260V212H262ZM60 212V211H59ZM235 212H237V211H235ZM240 213H241V211H239ZM244 212V211H243ZM245 212H247V211H245ZM52 213V212H51ZM71 213V212H70ZM74 213H76V212H74ZM210 213V212H209ZM208 213V214H209ZM239 213V214H240ZM50 214V213H49ZM73 214V213H72ZM71 214V215H72ZM78 214V213H77ZM248 214V213H247ZM261 214H264L263 212L261 213ZM70 214H68V216H69ZM75 215V214H74ZM213 215V214H212ZM214 215H216V214H214ZM230 215V214H229ZM241 215V214H240ZM73 216V215H72ZM77 216V215H76ZM80 216V215H79ZM217 216H219V215H217ZM235 216V215H234ZM254 216V215H253ZM85 217V216H84ZM122 218H123V216H121ZM238 217V216H237ZM70 218V217H69ZM81 218V217H80ZM87 218H88V216H87ZM92 218V217H91ZM216 218V217H215ZM249 218V217H248ZM82 219V218H81ZM89 219V218H88ZM251 219V218H250ZM260 220H261V217L259 218ZM17 220V221H16ZM91 220V219H90ZM96 220V219H95ZM259 220V221H260ZM61 221H62V219H61ZM77 221V220H76ZM103 221H105L104 219H103ZM109 220H107V222H108ZM225 221V220H224ZM236 221V220H235ZM245 221H246V219H245ZM248 221V220H247ZM251 220H249V222H250ZM88 222V221H87ZM232 222V221H231ZM255 222V221H254ZM261 222V221H260ZM14 223H15V225H14ZM104 224H106L105 222H103ZM154 223V222H153ZM156 223V222H155ZM173 224H177V225H174L173 226ZM188 224V223H187ZM261 224V223H260ZM100 225V224H99ZM111 225V224H110ZM117 226H118V224H116ZM123 225V224H122ZM147 225H149V224H147ZM185 225V224H184ZM238 225H239V223H238ZM24 226V227H23ZM29 226V225H28ZM113 226V225H112ZM159 226V225H158ZM176 226V227H175ZM179 226H181V225H179ZM27 227V226H26ZM89 227V226H88ZM120 227V226H119ZM150 227V226H149ZM175 227V228H174ZM182 227V226H181ZM184 228H188L187 227V225H186V227L185 226H183ZM190 227V226H189ZM114 228H116V226L114 227ZM113 228V229H114ZM118 228V227H117ZM127 228V227H126ZM158 228V227H157ZM26 229V228H25ZM128 229H132L131 227H128ZM139 229V228H138ZM143 229V228H142ZM180 229V228H179ZM258 229V228H257ZM29 230V229H28ZM134 230V229H133ZM151 230V229H150ZM183 230H185V229H183ZM182 230V231H183ZM255 230V229H254ZM75 231V230H74ZM136 231H137V229H136ZM135 231V232H136ZM142 231V230H141ZM143 231H144V229H143ZM153 230H151V231H146L145 230V232H149L150 234V240H149V245H157V238H156V234L155 233H153L152 232ZM203 231V230H202ZM263 231V230H262ZM69 232H71V231H69ZM197 233V232H196ZM3 234V233H2ZM20 234H21V232H20ZM23 234H26V238H23V239H25V243L26 244H28V245H31V244H34V245H38L40 248H45V243H43L42 241H40V239L39 238H37V237H35V236H33V234L31 233V231H27V230H25V232H23ZM63 234H64V232H58L57 233V235H55V239H56V241H57V249L58 250H62V244H61V241L63 240L62 238H64V236H63ZM138 234V233H137ZM169 234V233H168ZM189 234V233H188ZM191 234V233H190ZM119 235V234H118ZM136 235V234H135ZM137 236V235H136ZM163 236H165L164 234H163ZM167 237V238H168ZM106 238V237H105ZM109 238V240H111V241H113V242H117V238L115 237V236H111V237H108ZM134 238V237H133ZM187 238H188V236H187ZM187 238H185V239H187ZM204 238V237H203ZM171 239V240H172ZM134 240V239H133ZM188 240V239H187ZM137 241V240H136ZM186 242H188V244L189 245H187V243ZM121 244V243H120ZM194 244V243H193ZM32 246V245H31ZM169 245H167V247H166V249H164V252L165 251H167V252H165V253H167V255L166 256H170L172 259H175V257H177L178 256V253H177V251H176V249H175V247L173 246V248L172 247H168ZM47 247V246H46ZM162 247V246H161ZM121 248V247H120ZM127 248V247H126ZM188 248H187V250H188ZM199 250H201L200 248H198ZM205 249H207V248H205ZM147 250V249H146ZM152 250V249H151ZM158 251L160 250V249H157ZM55 251V250H54ZM149 251V250H148ZM184 251V250H183ZM190 251V250H189ZM219 251V250H218ZM217 251V252H218ZM44 252V251H43ZM129 252V251H128ZM160 252V251H159ZM162 252V251H161ZM163 252V253H164ZM198 252H201V251H198ZM206 253V252H205ZM207 255H211V254H208L207 253ZM206 255V256H207ZM2 256H3V254H2ZM107 256V258H108V260H110L111 262H115V263H119V261H121V257H120V255H119V253L118 252H108L106 255L105 254H102V255H100V256H95V255H91V256H89V261L90 260H94L95 262H98L99 264H103L102 262H103V259L105 258ZM205 256V255H204ZM213 256V255H212ZM4 257V256H3ZM8 257V256H7ZM12 257V256H11ZM174 257V258H173ZM180 257V256H179ZM16 258H18V257H16ZM27 258V257H26ZM25 258V259H26ZM125 258V257H124ZM126 258H127V262H128V264H136V255L135 254H131V253H129L128 254V256H126ZM161 258V257H160ZM178 258V257H177ZM176 258V259H177ZM218 258V257H217ZM164 259V258H163ZM179 259V258H178ZM41 260V259H40ZM180 260H181V258H180ZM27 261V260H26ZM30 261V260H29ZM109 261V262H110ZM39 263H41L40 261H38ZM28 263V262H27ZM0 264H1V262H0ZM51 264H54V263H51ZM96 264V263H95ZM105 264V263H104ZM109 264H111V263H109ZM150 264V263H149ZM199 264V263H198Z\"/></svg>",
  "mask_w": 264,
  "mask_h": 264
}]
</instances>
